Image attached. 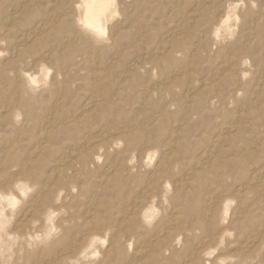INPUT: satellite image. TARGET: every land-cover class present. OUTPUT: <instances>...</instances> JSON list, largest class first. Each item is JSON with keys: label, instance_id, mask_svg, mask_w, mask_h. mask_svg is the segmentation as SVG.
<instances>
[{"label": "rangeland", "instance_id": "obj_1", "mask_svg": "<svg viewBox=\"0 0 264 264\" xmlns=\"http://www.w3.org/2000/svg\"><path fill=\"white\" fill-rule=\"evenodd\" d=\"M0 23L2 25L5 26V28H3L4 26L1 27V24H0V37H1V34H2V39L3 38H6V40L4 41V39L2 41L3 42H0V50L3 51L1 53L0 51V60L3 58V59H7L5 60H1L0 61V66H2V68H0V109H5V110H10V109H14L13 107L15 105H21L22 108H26L28 111L32 108L31 106H34V113L33 115L30 113L29 116H28V123H29V127L28 125L24 124V123H19L18 125L14 126V128H10V129H6L4 131V125L1 123L0 124V140H2L1 137L3 136H8V137H11V138H15L18 136L19 138V149L20 151H22L23 153L24 152H29L30 150V147L31 146V143H32V140H31V137L35 134V132L37 131V128L36 127H39L40 123L42 122L41 119L44 121L46 116H44V114H46L47 116H50L51 117V122H53V124H58V123H62V124H58V125H55L56 129H59L58 132L56 133L57 137H59L58 139L62 140L61 145L63 144L64 148L65 146L67 145V142L70 141V143H73V144H76L75 147V152H74V159H73V162L69 164H67L65 167H66V170H67V173H68V178L72 177V178H76V181H74L72 178L71 179H68V181L70 182L68 185L69 186H73L76 190H74V192L72 193H68V195L72 194L71 197L70 196H66L67 197V204H69V208L71 209V213L72 215H74L75 217H78L79 219L81 218V220H86V219H89L91 220L92 218V226H95L97 229H102L101 231L103 232H107V230H109V234L108 236H115V235H122V234H126L127 231V234H129V236H135L137 240H139L141 243H145V247L147 248L145 250V252L147 251L148 255L152 253V248H153V243L154 242H157L154 243V246L157 248V247H161V245L159 246V244H162V242H159V239H161L160 237L159 238H156L154 236V232H152L150 229H144L143 227L141 228L140 226H136V224L133 222L136 221V218L137 216L139 215V212L143 211L144 208H146L147 206H149L151 203L154 202V206L156 209H158L160 211V214L159 212H157V220L155 218L154 220V223L158 222V223H161V225L163 224L164 226H167V228H171L170 230L172 232H181V231H184L187 235V237H191L195 232V235H193L195 237L196 240H194V237H191L194 242L197 241V236L203 231V230H200V229H203L204 227H202V225H205L206 224V215L208 213V210L210 209V211H215L217 207L216 204L218 203V201L220 199H222V197L226 196V194H229V195H232L233 197H236V194H237V191L236 189L240 188V187H243L246 185V179L249 177V175L252 174V172H255V170L261 168V167H264V137H262L264 135V119L263 116H264V30H263V26H264V18H262V16L264 17L263 13H264V0H167V3L166 0H147L149 2L145 3L144 1L145 0H128V1H124V0H117L116 1V5L117 6H121V7H117V13H118V10L120 11L119 14L116 13V18L118 19H113L110 23L111 24H108V29L109 28H112V29H107V34H106V41L109 42L111 40V43H107V45L102 44V48L100 47H96V48H92L90 46H88V43H86L85 41H79L77 39H75L73 36L71 37H65L66 34H70L72 32H69V31H65L64 28L63 30L60 29L62 27V19L63 15L66 14V12L71 15L70 13H74L75 11L72 10V8L69 7V2L70 0H51V1H48V0H5V4H4V0H0ZM3 1V2H2ZM38 1H43V2H38ZM60 1V2H59ZM125 4H124V2ZM156 1V2H155ZM175 1V2H174ZM208 1V2H207ZM228 1V2H226ZM244 3H243V2ZM14 2V3H13ZM23 2V3H22ZM25 2V3H24ZM28 2V3H27ZM46 2V3H45ZM55 2H57L55 4ZM122 2V3H121ZM151 2H154V4H150ZM160 4H159V3ZM163 2V3H162ZM198 2V4H197ZM200 2V3H199ZM217 4H216V3ZM220 2V3H219ZM233 2V3H231ZM238 2V3H237ZM241 2V3H239ZM263 2V4H262ZM3 3V4H2ZM18 3V4H17ZM45 3V4H44ZM133 3H135V7L134 8V5ZM146 4V5H142V4ZM180 3V4H179ZM207 3V4H205ZM209 3V4H208ZM229 3V4H228ZM230 3L232 5L235 6V4H238V6L235 8V10L233 11L234 13L237 12V16L235 18H233V22H231V26H232V29L231 30H224L226 32H223L221 31V34L223 36V38L220 40V41H216L218 42V44L215 42L216 44V47H215V44L212 40V33L216 30V28H218V26L220 25L221 23V20L223 17H225V15L228 13V10L233 7L230 5ZM30 4V5H29ZM56 6H55V5ZM179 4V5H178ZM197 4V5H195ZM200 4V5H199ZM221 6H220V5ZM244 4H248V5H245ZM262 4V5H261ZM9 7H8V6ZM12 5V7H11ZM23 5V6H22ZM124 5V6H123ZM133 5V6H132ZM142 5V6H141ZM147 5H151V6H147ZM162 5V6H161ZM204 5V6H203ZM207 5V6H205ZM230 7H227L229 6ZM36 6V7H34ZM54 6V8H52ZM65 6V8H64ZM66 6L69 7V10H68V7L66 8ZM143 6L147 7V8H143ZM219 6V7H217ZM242 6V7H241ZM248 6V7H247ZM250 6V7H249ZM4 7V8H3ZM23 7V8H21ZM58 7V8H57ZM123 7V8H122ZM133 7V8H132ZM140 8H143L142 10L139 9ZM149 7H151L149 9ZM197 9H196V8ZM244 7V8H243ZM258 7H261V8H258ZM3 8V9H2ZM9 8V9H7ZM16 8V9H15ZM48 8V9H47ZM129 8H132L131 10ZM195 8V9H194ZM200 8H202L200 10ZM243 8V9H241ZM252 8V9H251ZM26 9H27V13L26 15H24V13L26 12ZM49 10V13L47 10ZM51 9V11H50ZM52 9H55V10H52ZM61 9V10H60ZM139 9V10H138ZM147 9V10H146ZM149 9V10H148ZM152 9V11L150 12V10ZM164 9V10H163ZM211 9V10H210ZM223 9L225 11H223ZM227 9V10H226ZM262 9V11H261ZM14 10V11H13ZM18 10V11H17ZM63 10V11H62ZM65 10V11H64ZM72 10V11H71ZM122 10V11H121ZM182 10V11H181ZM184 10V11H183ZM193 10V11H192ZM197 10V11H195ZM237 10V11H236ZM9 11V12H8ZM33 11V12H32ZM35 11H38V12H35ZM126 11V12H125ZM128 11V12H127ZM132 11V12H131ZM137 11H139V13H137ZM141 11H143V14L144 16L141 15ZM146 13H145V12ZM161 11V12H160ZM164 11V12H163ZM199 11V12H198ZM223 13L221 14L220 13ZM247 11V12H246ZM9 13V15L5 14V13ZM10 12H13L12 14ZM29 12L31 14H29ZM53 12V13H52ZM59 12V13H58ZM124 12L126 13L125 17H124ZM159 12V13H158ZM163 12V13H162ZM176 12H178V16L176 14ZM180 12V13H179ZM195 12V13H193ZM197 12V13H196ZM240 12V13H239ZM16 13V14H15ZM34 13V14H33ZM40 13V14H39ZM62 13V14H61ZM123 13V14H121ZM132 13V14H130ZM162 13V14H161ZM188 15H186V14ZM202 13V14H201ZM245 13V14H244ZM260 13V14H259ZM48 14L50 16H48ZM67 14V15H68ZM131 15L129 17V15ZM138 16H137V15ZM152 14V15H151ZM154 14V15H153ZM166 14V15H165ZM176 14V15H175ZM192 14V15H191ZM217 14V15H216ZM256 14V15H255ZM7 16V20L6 19V16ZM30 15V17L32 18H27L28 16ZM57 15V16H56ZM61 15V16H60ZM120 15V16H118ZM162 15V16H161ZM180 15V16H179ZM200 15V16H199ZM210 15H212L210 17ZM14 16V18H13ZM26 16V17H25ZM47 16V17H45ZM118 16V17H117ZM152 16H155L154 18H152ZM186 16V17H185ZM193 16V17H192ZM207 16V17H206ZM244 18H243V17ZM9 17V18H8ZM40 17V18H39ZM42 17V18H41ZM57 17V18H56ZM122 17L124 19H122ZM133 17L136 19H133ZM196 17V18H195ZM247 17V18H246ZM23 18V19H21ZM28 20H27V19ZM48 18H52L51 20L48 19ZM121 18V19H119ZM129 18V19H127ZM139 18H141L139 20ZM144 18V19H143ZM151 18V19H150ZM160 18V19H159ZM163 20H162V19ZM183 18V19H182ZM190 18V19H189ZM210 18V19H208ZM217 18V19H215ZM240 18V21H238ZM254 18V19H253ZM258 18V19H257ZM260 18V19H259ZM20 19V20H19ZM48 19V20H46ZM55 19V20H54ZM128 21H126V20ZM133 19V20H131ZM159 19V20H158ZM186 19V20H185ZM188 19V20H187ZM194 19V20H192ZM249 19V20H248ZM257 19V20H256ZM9 20V22H8ZM16 21V22H13ZM24 20V21H22ZM42 20V21H41ZM115 21L119 20L120 22H117L118 24H115ZM133 22H131V21ZM158 20V21H157ZM182 20V21H181ZM192 20V21H190ZM220 20V22H218ZM253 20V21H252ZM20 21V22H18ZM30 21V22H29ZM33 21V22H32ZM34 21H35V24H34ZM50 21H53V22H50ZM56 21V23H55ZM135 21V23H134ZM137 21V22H136ZM141 23H139V22ZM150 21V22H149ZM161 21V22H160ZM180 21V22H179ZM187 21V23H186ZM199 21V22H198ZM208 21V22H207ZM236 23H235V22ZM257 21V22H256ZM260 21V22H259ZM3 22V23H2ZM5 22V23H4ZM13 22V23H12ZM18 22V23H17ZM22 22V23H21ZM26 22H28V26H26ZM41 22H45V27L42 28V30H38L36 32H33L34 28L38 27ZM130 22V23H129ZM159 22V23H158ZM171 22V24H170ZM175 22V23H174ZM207 22V23H206ZM214 22V23H213ZM239 22V24H238ZM252 22V23H251ZM9 23V25H8ZM16 25L14 26L13 24ZM113 23V24H112ZM143 23V24H142ZM152 23V24H151ZM193 23V24H192ZM195 23V24H194ZM213 24V25H210ZM216 23V24H215ZM262 23V24H261ZM39 24V25H38ZM120 24V25H119ZM134 24V25H133ZM140 24V26H138ZM151 24V25H150ZM157 24V25H156ZM159 24V25H158ZM173 24V25H172ZM178 24V25H177ZM199 24V25H198ZM234 26H233V25ZM261 24V25H260ZM12 25V26H11ZM30 25H35L33 26V28L30 26ZM38 25V26H37ZM47 25V26H46ZM48 25L50 26L48 29ZM145 25V26H144ZM150 25V26H148ZM153 25V26H152ZM156 25V26H155ZM191 25V27H190ZM195 25V26H194ZM207 25H208V29L210 30H206L207 28ZM216 25V26H215ZM237 25V26H235ZM13 27V28H10ZM24 26V27H23ZM25 26H26V29H25ZM59 26V27H57ZM61 26V27H60ZM113 26V27H111ZM115 26H120V27H115ZM124 26V27H123ZM130 26L133 28L134 26V29L130 28ZM158 26V27H157ZM161 26V27H160ZM179 27H182V28H178ZM184 26V27H183ZM246 28H244V27ZM8 27V29H6ZM19 27V28H18ZM31 27V28H30ZM57 27V28H56ZM154 27V28H152ZM169 27V28H168ZM194 27V28H193ZM201 27V28H200ZM206 27V28H205ZM210 27V28H209ZM215 27V28H214ZM236 29H239V30H234L235 28ZM239 27H242V28H239ZM257 27V28H256ZM1 28L3 30H1ZM30 30H29V29ZM54 28L56 30H54ZM122 28V29H121ZM130 28V29H129ZM143 28V29H142ZM160 28V29H159ZM178 28V29H177ZM188 30H187V29ZM18 29V30H17ZM58 29V30H57ZM121 32H119L118 30ZM121 29V30H120ZM125 29V30H124ZM142 29V30H141ZM145 29V30H144ZM153 29V31H152ZM174 29V30H173ZM246 29V30H245ZM248 29V30H247ZM258 30V31H255V30ZM9 30V31H8ZM36 30V29H35ZM47 30V32H46ZM59 30H62V31H59ZM130 30V31H129ZM132 30V31H131ZM156 30V31H155ZM161 30H162V33H161ZM171 30V31H170ZM182 31V33H180ZM197 30V31H196ZM212 30V31H211ZM234 30V31H232ZM244 30L246 32H244ZM13 31V32H12ZM21 31H24V32H21ZM32 31V32H31ZM55 31V32H54ZM110 31V32H108ZM115 31H117L116 33H114ZM138 31H141L138 33ZM150 31L151 33H148ZM160 31V32H159ZM177 31V32H176ZM180 31V32H179ZM186 31V32H185ZM189 31V32H188ZM193 31V32H192ZM199 31V32H198ZM203 31H206L203 32ZM229 31H232L235 33L234 34H230L229 35ZM236 31V32H235ZM263 33H262V32ZM3 32V33H2ZM9 32V33H8ZM12 32V33H11ZM31 33L30 35V39L29 37H27V35H29L28 33ZM41 32V33H40ZM43 32V33H42ZM52 32V34H51ZM147 32V33H146ZM169 32V35H167V33ZM171 32V34H170ZM179 32V33H178ZM210 32V33H208ZM250 32V33H249ZM262 33V34H258V33ZM23 33V34H22ZM39 35H38V34ZM45 33V34H44ZM142 33V34H141ZM22 34V35H20ZM50 34V36L52 37H48ZM57 34V35H55ZM59 34L60 36L62 37H59ZM74 34V33H73ZM118 34V35H116ZM129 34V35H127ZM139 34V36L137 35ZM153 36H156V37H153L151 38V35ZM160 34V35H159ZM161 34H164L161 35ZM174 34V35H173ZM179 34V35H178ZM182 34V35H181ZM185 34V35H183ZM196 34H199V35H196ZM204 34V35H203ZM237 34V35H236ZM248 34H252V35H248ZM4 35V36H3ZM6 35V36H5ZM137 35V36H136ZM143 35V36H142ZM166 35V36H165ZM178 35V36H177ZM195 35V36H194ZM210 35V36H209ZM239 35V36H238ZM244 35V36H242ZM248 35V36H247ZM262 35V36H260ZM110 36V37H109ZM118 36V37H117ZM124 37L123 39L121 38ZM127 36V38H126ZM133 38L132 41L130 40L131 37ZM135 36V37H134ZM149 36V37H148ZM161 36V37H160ZM199 38H197V37ZM224 36H227V37H224ZM237 36V39L239 40H236V37ZM241 36V37H240ZM260 36V37H259ZM22 37V38H21ZM26 37V38H25ZM46 37V38H45ZM55 37V38H54ZM110 39H109V38ZM140 37V38H139ZM142 37V38H141ZM149 39H148V38ZM160 37V38H159ZM164 37H167V38H164ZM175 37V38H174ZM202 37V38H200ZM231 40H230V38ZM258 37V38H257ZM9 40H8V39ZM15 38V39H13ZM24 38V39H23ZM41 38V39H40ZM53 39V40H49V39ZM120 38V39H119ZM154 38V39H153ZM174 38V39H173ZM181 38V39H180ZM183 38V39H182ZM188 38V39H187ZM210 38V41L208 40L209 42V45H208V42L207 39ZM249 38V39H248ZM254 38V39H253ZM262 38V39H261ZM17 39V40H16ZM21 39V40H20ZM28 39H29V43H28ZM49 41H47V40ZM122 39V40H121ZM162 39V40H160ZM177 39V40H176ZM190 39V40H189ZM199 39H200V42H199ZM20 40V41H19ZM45 40L47 42H45ZM73 40V41H72ZM76 40V42H74ZM114 40V41H112ZM127 40V41H126ZM139 40V41H138ZM141 40V42H140ZM230 40V41H229ZM242 40V41H241ZM248 40V42H247ZM1 41V39H0ZM7 41V43H6ZM18 41V42H16ZM36 41V42H35ZM53 41V42H52ZM56 41V42H55ZM122 41V42H121ZM157 41V42H156ZM166 41V42H165ZM173 41V42H172ZM176 41V42H174ZM224 43L221 44L219 42ZM228 41V43H226ZM43 44H40L42 43ZM59 42V43H58ZM74 42V43H73ZM114 42V43H112ZM121 42V43H120ZM131 42V43H130ZM163 42V43H162ZM195 42V43H194ZM198 42V43H197ZM239 42V43H238ZM240 42H245V43H241L242 45H246L245 48L240 44ZM18 45H17V44ZM38 45H37V44ZM46 43V44H44ZM52 45H51V44ZM77 43V44H76ZM82 43V44H81ZM129 43V44H128ZM136 43V44H135ZM159 43V44H158ZM162 43V45H161ZM191 43V44H190ZM204 45L202 46L201 45ZM238 43V44H237ZM254 43V44H253ZM257 43V44H256ZM262 43V44H261ZM25 44V45H24ZM39 44H40V48H39ZM65 44V45H64ZM69 44V45H68ZM132 44V45H131ZM163 44L164 46L167 48V49H164L162 48L163 47ZM174 44V45H173ZM212 44V45H210ZM214 44V45H213ZM248 44V45H247ZM253 44V45H252ZM4 45V46H3ZM15 45H17L18 47H16ZM20 45V46H19ZM22 45V46H21ZM25 47H24V46ZM28 45V46H27ZM34 45V46H33ZM62 45V46H61ZM69 47H68V46ZM74 45V47H73ZM125 45V46H124ZM127 45V46H126ZM190 45V46H189ZM193 45V47H191ZM197 45V46H196ZM221 45V46H219ZM236 45V46H235ZM238 45H240L238 47ZM251 45V46H250ZM260 45L262 46L260 48ZM3 48H2V47ZM15 46V48H14ZM38 46V48H36ZM45 46V47H44ZM59 46V47H58ZM65 46V47H63ZM79 46V47H78ZM133 46H136V47H133ZM162 46V47H161ZM171 46V47H170ZM208 46V47H206ZM210 46H214V47H210ZM235 46V47H234ZM242 46V47H241ZM24 47V48H23ZM35 47V48H33ZM57 47V48H56ZM73 47V48H71ZM86 48V49H83V48ZM123 47V48H122ZM130 47V48H129ZM158 47V48H157ZM189 49H188V48ZM191 47V48H190ZM226 47V48H225ZM238 47V48H237ZM247 47V48H246ZM256 47V48H255ZM4 48L6 50H4ZM11 48V49H10ZM14 48V49H13ZM22 50H20V49ZM28 48V49H27ZM30 48V49H29ZM79 48V50H78ZM89 48L92 50L90 52H92L90 55V52H89V55H88V51H89ZM99 50H98V49ZM172 48V50H171ZM187 48V49H186ZM208 48V49H207ZM215 50H214V49ZM239 48H242V49H239ZM37 49V50H36ZM66 49V50H65ZM97 49V50H95ZM117 49V51H116ZM124 49V50H122ZM128 49V50H127ZM137 49V50H136ZM158 49V50H157ZM163 49V51L161 50ZM223 49V50H222ZM229 49L232 51V52H228ZM235 49H237L235 51ZM239 49V50H238ZM247 49V50H246ZM249 49V50H248ZM253 49V50H252ZM256 49V50H255ZM263 49V50H262ZM27 50V51H26ZM30 50V51H28ZM59 50V51H57ZM75 50V51H74ZM83 50H85L83 52ZM93 50H95L93 52ZM111 52H109V51ZM114 50V51H113ZM135 50V53L134 51ZM166 50V51H164ZM190 52H188V51ZM252 50V51H251ZM260 50V51H259ZM262 50V51H261ZM11 53H10V52ZM19 53H18V52ZM57 51V52H56ZM67 51V53H66ZM72 51V53H71ZM79 51V52H78ZM99 51V52H98ZM103 51V52H102ZM113 51V52H112ZM126 51V52H125ZM132 51V52H131ZM139 51V52H138ZM151 51H153L151 53ZM172 51V53H170ZM195 51V52H194ZM198 51V52H197ZM215 51V53H214ZM218 51V52H216ZM227 51V52H226ZM255 51H257L256 54ZM6 52V53H5ZM8 52V54H7ZM13 52H14V55H13ZM28 52V53H27ZM49 52V53H48ZM75 52V54H74ZM98 52V53H96ZM150 54H149V53ZM156 52H157V55H156ZM194 52V54H193ZM207 52V53H206ZM237 52V53H236ZM240 52V53H238ZM244 52V53H243ZM251 52L252 53V56H251ZM24 53H27V54H24ZM30 53V54H29ZM47 53V54H46ZM51 53V54H50ZM79 53V54H78ZM84 53V54H83ZM87 53V54H85ZM104 55H103V54ZM107 53V54H106ZM155 53V54H154ZM162 53V54H160ZM202 53V54H201ZM222 53V55H219V56H215ZM231 53V54H230ZM236 53V54H235ZM250 55H248V54ZM7 54V55H6ZM45 56H44V55ZM56 54V55H54ZM66 54V55H65ZM100 56L97 58V55ZM115 54V56L113 55ZM120 54V55H119ZM123 54V55H121ZM137 54L138 55V58L137 57ZM146 56H145V55ZM152 54V55H151ZM160 54V57L158 59V55ZM201 54V57H199L198 55ZM229 54V55H227ZM245 54V56H244ZM13 55V56H12ZM31 55V56H30ZM37 55V56H36ZM51 55V56H50ZM67 58H70L67 59ZM74 57H73V56ZM90 56L89 58L87 57ZM105 56V57H102ZM109 55V57L107 56ZM125 55V56H124ZM150 55V56H149ZM165 57H164V56ZM168 55V56H167ZM179 55V56H178ZM194 55V56H193ZM196 55V56H195ZM214 55V56H213ZM225 55V56H224ZM233 55V56H232ZM237 55V56H236ZM259 55V56H258ZM3 56V57H2ZM6 56V57H5ZM16 56V57H15ZM44 56V57H43ZM47 56V57H46ZM55 56V57H54ZM69 56V57H68ZM76 56V57H75ZM86 58H84V57ZM92 56V57H91ZM111 56H114V57H111ZM129 56V57H128ZM236 56V57H235ZM243 56L244 58L246 59H243ZM256 56V57H255ZM2 57V58H1ZM21 57V58H20ZM34 57V58H33ZM47 59L43 62V59ZM79 57H83L84 59L83 60H79L80 58ZM107 57V59H106ZM124 60H123V58ZM136 59H135V58ZM156 59L154 60L153 59ZM157 57V58H156ZM163 57V58H162ZM214 57V58H213ZM223 57V58H222ZM12 58L14 60H12ZM20 58V60L18 59ZM26 58H27V63H29V65H26ZM31 58V59H30ZM49 58V59H48ZM58 58V59H57ZM63 58V59H61ZM74 58V59H73ZM78 58V59H77ZM101 59V60H98V59ZM109 58V59H108ZM113 58H115L114 61ZM121 58V60L119 59ZM153 60H151V59ZM257 59H260L258 62L255 61ZM263 58V59H262ZM25 60L23 62H25L23 64L22 67H20L22 65V60ZM30 59V62H28ZM42 61H41V60ZM91 59V60H90ZM131 59V60H129ZM158 59V60H157ZM181 59V60H180ZM200 59V60H199ZM218 59V60H217ZM224 61H223V60ZM238 59V60H237ZM263 61H262V60ZM32 60L34 61V63L32 62ZM56 60V61H54ZM62 61V63H60V61ZM78 60V61H77ZM123 60V61H122ZM127 60V61H126ZM128 60L130 62H128ZM135 60V61H134ZM181 62H180V61ZM237 60V61H236ZM13 61V62H12ZM40 62V66L38 64H36L37 62ZM55 63H54V62ZM73 61V62H72ZM82 61V62H80ZM90 61V62H88ZM102 63L101 65L99 64L100 62ZM122 61V64L120 63ZM149 61V62H148ZM157 61V63H156ZM197 61V62H195ZM198 61H201V62H198ZM242 61V62H240ZM21 65H19V63ZM53 62L54 65H51ZM60 64V70H59V66L58 64ZM65 62V63H64ZM99 62V63H98ZM134 62V63H133ZM141 62V63H140ZM255 62V63H254ZM6 63V64H5ZM11 63V64H10ZM14 63V64H13ZM45 65L51 70V74L52 75H57L58 77V83L59 86L57 88V90H50V91H43L42 94H38L36 95L38 98H36V96H34L33 98H29L31 97L30 95L28 96L26 93H23L20 91V87L21 85L23 84L22 82V79L18 76H16V71L18 70L17 67H20L21 71H25L26 73L29 72V73H33V74H39V69L42 67V65ZM64 63V64H63ZM72 63H77L76 65L78 66H81L78 68H75L73 65L75 64H72ZM86 64V66L83 68V64ZM94 63H97L96 64H93ZM112 63V64H110ZM133 63V64H132ZM148 63V64H147ZM150 63V64H149ZM188 63V64H187ZM190 63V64H189ZM222 63V64H221ZM229 63V64H228ZM36 64V65H35ZM63 64V67L62 65ZM82 64V65H81ZM119 64V65H118ZM121 64V67H119ZM204 66H203V65ZM247 64H249L248 66H246ZM10 65V66H9ZM31 65V66H30ZM69 65H72V66H69ZM75 65V66H76ZM107 67H105V66ZM134 65V66H133ZM188 65V66H187ZM197 65V66H195ZM212 65V66H211ZM228 68H227V66ZM240 65V66H238ZM9 66V67H8ZM16 66V67H15ZM50 66V67H49ZM55 66V67H54ZM76 66V67H77ZM88 66H93V67H88ZM123 66H125L123 68ZM150 66V67H149ZM158 66V67H157ZM180 66V67H179ZM185 66V67H184ZM225 68H224V67ZM232 68H230V67ZM234 66V68L232 67ZM244 68H242V67ZM258 66V67H257ZM8 67V68H7ZM28 67H30L28 69ZM54 67V68H52ZM71 67H74V68H71ZM88 67V68H87ZM95 67H98V68H95ZM104 67V68H103ZM109 67L111 69H109ZM131 67V68H129ZM164 67V68H163ZM169 67V69H168ZM195 67V68H194ZM203 67V68H201ZM219 67V68H218ZM249 67V68H248ZM252 67V68H250ZM26 68V69H25ZM33 68V69H32ZM80 68V69H79ZM87 68V69H86ZM114 68V69H113ZM119 70H117V69ZM128 68V70L126 69ZM181 68H183L184 70H180ZM227 68V69H226ZM6 72H4V70ZM6 69H11V70H6ZM25 69V70H23ZM36 69H38L36 71ZM62 69V70H61ZM65 69H69V70H65ZM74 69V70H73ZM89 69V70H88ZM95 69V70H94ZM99 69V70H98ZM105 69V70H104ZM121 69V70H120ZM143 69V71H142ZM172 69V70H171ZM192 69V70H191ZM198 71H196V70ZM204 69V70H203ZM217 69V70H216ZM231 69V70H230ZM236 69V70H235ZM245 70L247 72H250V74H248L247 76L245 77H242L241 75V71L242 70ZM14 70V71H12ZM30 70H34V71H30ZM59 70V71H58ZM65 70V71H64ZM77 70L78 72L80 73H77ZM80 70V71H79ZM94 72H93V71ZM102 70V71H101ZM135 70V71H134ZM179 72H178V71ZM191 70V72H190ZM239 70V71H238ZM250 70V71H249ZM253 70V71H252ZM255 70V71H254ZM64 71V72H63ZM74 71V72H73ZM83 71H84V74H83ZM96 71V73H95ZM109 71V72H108ZM131 71V73H130ZM157 71V73H156ZM166 71V72H165ZM176 71V72H174ZM187 71L188 73L192 74H187ZM203 71V72H202ZM212 71V72H211ZM215 71V72H214ZM217 71V72H216ZM221 71V72H220ZM229 71V72H228ZM254 73H252V72ZM258 71V72H257ZM11 72V74H10ZM57 72H61L60 74ZM76 72V73H75ZM93 76H91L90 74ZM101 72V74L99 73ZM111 72L113 73V76L111 75ZM117 72V73H116ZM120 72V74H119ZM128 72V73H127ZM135 72V73H134ZM182 74H181V73ZM195 72V73H194ZM210 72V73H209ZM215 74H214V73ZM223 72H226L225 74ZM228 72V73H227ZM233 72V74L231 73ZM67 73V75H66ZM74 78L76 79H72L73 78V75H75ZM108 73V74H107ZM110 73V74H109ZM150 73V74H149ZM169 73V74H168ZM186 73V74H185ZM194 73V74H193ZM231 73V74H229ZM238 73V74H237ZM12 74H15L13 76H11ZM62 74V75H61ZM69 74L70 77H69ZM78 74V75H77ZM89 74V75H88ZM100 76V79H99V76H98V79L95 80V78H97L96 76ZM115 74H117L115 76ZM125 74V75H124ZM132 77H130V75ZM133 74V75H132ZM174 76H172V75ZM209 74V75H208ZM214 74V75H212ZM262 74V75H261ZM7 77H6V76ZM9 75V76H8ZM81 75V76H80ZM111 75V77H110ZM127 75V76H126ZM149 75V78H147ZM154 75V76H153ZM167 77H166V76ZM179 75V76H178ZM224 75V77H223ZM227 75V76H226ZM254 75V77H252ZM63 78L61 79L60 77ZM72 76V77H71ZM80 76V77H79ZM86 76V77H85ZM140 78H135L134 77H139ZM153 76V77H152ZM184 76V77H183ZM185 76H189V77H185ZM196 76V77H194ZM214 76V77H213ZM253 78V81H252V78ZM83 77V78H81ZM128 77V78H126ZM143 79H142V78ZM157 77V78H155ZM173 77V80H171ZM206 77L207 79H209L210 81L206 80ZM211 77H212V81H211ZM222 77V78H221ZM232 77V78H231ZM240 77V78H239ZM4 78V79H3ZM78 78V79H77ZM82 80H81V79ZM92 78V79H91ZM108 78V79H106ZM111 78V79H110ZM115 79V80H112ZM147 78V79H146ZM153 78V79H152ZM184 78V79H183ZM189 78H190V81H189ZM214 78V79H213ZM239 78V79H238ZM247 78L248 79H251V80H248L247 81ZM9 81H7V80ZM106 79V83L104 82V80ZM177 79V80H176ZM203 79V80H202ZM215 79H218L215 80ZM220 79V80H219ZM232 79V80H230ZM247 81L246 83L243 84V82ZM20 80V82H19ZM61 80H62V83H61ZM126 80V81H125ZM128 80V81H127ZM146 80H150V81H146ZM183 80V81H182ZM215 80V81H214ZM236 80H239V81H236ZM243 82H242V81ZM4 81V82H3ZM70 81V84L69 82ZM79 81L82 83H79ZM94 81V82H92ZM134 81V82H132ZM220 81V82H219ZM229 83H228V82ZM90 82V83H89ZM108 82V83H107ZM116 82V83H115ZM132 83L134 85H130L129 84ZM149 86H148V84ZM164 82V84H163ZM166 82V83H165ZM169 84H168V83ZM173 84H172V83ZM182 82V83H181ZM196 82V84H195ZM205 82V83H204ZM213 84H212V83ZM215 82V83H214ZM219 82V83H218ZM224 82V83H223ZM239 82V83H237ZM248 82H251V83H248ZM259 82V83H258ZM8 83V85H7ZM68 83V85H67ZM79 83V84H77ZM84 83V84H83ZM101 83V84H100ZM123 83V84H122ZM137 83V84H136ZM153 83V84H152ZM171 83V84H170ZM176 83V84H175ZM180 83V84H179ZM255 85H253V84ZM255 83H258L257 87ZM262 83V84H261ZM66 84V85H63ZM87 84V85H86ZM91 84V85H90ZM98 84V85H97ZM115 84V85H114ZM145 86H143V85ZM180 87H179V85ZM193 84V85H192ZM5 85V86H3ZM7 85V86H6ZM72 85V86H71ZM82 85H85V86H82ZM90 85V86H89ZM147 85V87H146ZM168 85V86H167ZM170 85V86H169ZM176 85V87H175ZM232 85V86H231ZM19 86V87H18ZM70 86V87H69ZM76 86V87H75ZM83 88H82V87ZM93 86V87H92ZM97 86V88H96ZM101 86V87H100ZM137 88H135V87ZM164 86V87H162ZM178 86V88H177ZM190 86V87H189ZM193 86V87H191ZM242 86V89H240ZM68 89H67V88ZM89 89H88V88ZM114 87V88H112ZM118 87V88H117ZM122 87V88H121ZM160 87L159 89V94L156 93V90L158 92V88ZM165 87H166V90H165ZM175 87V88H174ZM182 87V88H181ZM205 87V88H204ZM210 87V88H209ZM215 87V88H214ZM220 87V89H219ZM239 87V88H238ZM247 88L244 90V88ZM256 87V88H255ZM75 89L72 90V89ZM81 88V89H79ZM121 88V90H120ZM135 88V89H133ZM145 88V89H144ZM149 88V89H148ZM169 88V89H168ZM191 88V89H190ZM195 88V89H193ZM203 88V89H202ZM234 88V89H233ZM238 88V89H237ZM255 88V89H254ZM67 89V90H65ZM76 89H78V91H76ZM89 91H88V90ZM151 89V90H150ZM180 89V90H179ZM224 89V90H223ZM62 90V91H61ZM71 90V92L69 91ZM92 90V91H91ZM98 90V91H97ZM105 90V92L103 93V91ZM113 90V91H112ZM115 90V91H114ZM124 90V91H123ZM146 90L145 92H142ZM147 90H150L152 92H148ZM165 90V91H164ZM170 90V91H169ZM177 90L179 92H177ZM182 90H184L182 92ZM192 90V91H191ZM221 90V91H220ZM250 90V91H248ZM261 90V91H259ZM15 91V92H14ZM68 91V92H67ZM88 91V92H87ZM111 91V92H110ZM189 91V92H188ZM195 94H194V92ZM229 91V92H228ZM259 91V93H258ZM70 92V93H69ZM84 92H87V93H84ZM127 92V93H125ZM145 93V94H142V93ZM166 96H165V93ZM170 92V94H169ZM182 92V93H181ZM210 92V93H209ZM213 92V93H211ZM225 94H224V93ZM227 92V93H226ZM235 92V93H234ZM242 92V93H241ZM257 92V93H256ZM262 92V93H261ZM18 93V94H17ZM74 93V94H73ZM82 93V95H81ZM92 93H99V98L103 95L102 99L104 100H107L104 101L100 98V101H99V104L98 105H95V106H87L85 105L87 103V101H89V96L90 94ZM103 93V94H102ZM106 93V94H105ZM147 93V95H146ZM151 93V95H154L153 98H151V96H149ZM154 93V94H153ZM164 93V94H163ZM221 93V94H220ZM233 95H231V94ZM247 93H249V95H247ZM255 95H254V94ZM2 94V95H1ZM12 94L16 95V96H13ZM20 94V95H19ZM47 94V95H45ZM48 94H53V96H49L51 98L48 97ZM66 94V95H65ZM74 95V98H73V95ZM87 94V95H86ZM112 94V95H111ZM119 94H122V95H119ZM156 94V95H155ZM157 94L159 96H157ZM175 94V95H174ZM177 94V95H176ZM191 94V95H190ZM199 94V95H197ZM216 94V95H215ZM262 95L260 97V95ZM9 95V96H8ZM12 95V96H11ZM18 95V96H17ZM27 95V96H25ZM65 95V96H64ZM84 95V96H83ZM164 95V96H163ZM172 97L170 98L169 97ZM185 95V96H184ZM211 95V96H209ZM228 95V96H226ZM244 95V96H243ZM247 95V96H245ZM255 96L254 98H249L248 96ZM258 95V96H257ZM23 96L27 97V98H24ZM87 96V97H86ZM107 96V97H106ZM113 96V97H112ZM114 96H119V97H115ZM169 98H168V97ZM183 96V98L181 97ZM198 96V97H197ZM221 96V98H220ZM237 96V97H236ZM13 97H15L13 99ZM19 101L16 102L17 98ZM54 97V99H52ZM71 98V101H70V98ZM76 97V99H75ZM136 97H138V100L136 99ZM140 97V99H139ZM151 99H149V98ZM156 97V98H155ZM160 97H163L160 98ZM186 97V98H185ZM239 97H242L239 99ZM260 97V98H259ZM20 98V99H19ZM66 98H69V99H66ZM87 98V99H86ZM107 98V99H106ZM120 98V99H119ZM124 98V99H123ZM145 98V99H144ZM180 98H182L180 100ZM190 98H192L191 100H189ZM198 98V100H197ZM205 98V100H204ZM207 98V99H206ZM210 101H208V99H210ZM223 98V99H222ZM231 98V100H230ZM239 99V101L241 103H239V101L237 100H234V99ZM259 98V99H258ZM30 99V100H29ZM52 99V100H51ZM121 101H119V100ZM147 99V100H146ZM171 99V100H170ZM227 99H229L227 101ZM256 99V100H255ZM25 100V106L24 105V102H20V101H23ZM38 100V101H37ZM43 100V101H42ZM46 100V101H45ZM54 100V101H53ZM108 100H110L108 102ZM118 100V101H117ZM158 100V102H156ZM160 100V101H159ZM167 100V101H165ZM196 100V101H195ZM218 100V101H217ZM220 100V101H219ZM223 100V101H222ZM250 100V103L247 105L245 104L247 101ZM254 102H253V101ZM262 100V101H261ZM29 101V102H27ZM45 101V103H44ZM104 101V102H102ZM150 101V102H149ZM153 101V102H152ZM162 101V102H161ZM176 101V102H175ZM186 101V102H184ZM199 101V102H197ZM204 101V102H203ZM217 101V102H216ZM230 101V102H229ZM252 101V102H251ZM11 102V104H10ZM20 102V104H19ZM39 102V103H38ZM43 102V103H41ZM50 102V103H49ZM68 102V103H66ZM71 102V103H70ZM102 102V103H101ZM111 102V103H110ZM119 102H120V105H119ZM174 106H172L173 104ZM189 102H192V103H189ZM222 102V103H221ZM59 103H60V106H59ZM102 105H101V104ZM105 103V104H104ZM110 103V104H109ZM126 103V104H124ZM128 103V104H127ZM162 103V104H160ZM164 103V104H163ZM168 105H167V104ZM189 103V104H188ZM204 103V104H203ZM220 103V104H219ZM236 103V104H234ZM244 103V104H243ZM253 103V104H252ZM39 104V105H38ZM55 104V105H54ZM58 104V107H56ZM64 104V106H63ZM83 104V105H82ZM104 104V105H103ZM116 104V105H115ZM152 104V105H151ZM158 104V105H157ZM188 104V105H186ZM199 104H202V106H199ZM213 104V108L215 106V109H213L212 106ZM24 105V106H22ZM37 105V106H36ZM45 105V106H43ZM53 105V106H52ZM115 105V106H114ZM117 105L119 106L117 109ZM130 105V106H129ZM143 105V106H142ZM193 105V106H192ZM196 105V106H195ZM218 105V106H217ZM233 105V106H232ZM239 105V106H238ZM251 105V106H250ZM50 106V107H49ZM87 106V108H86ZM157 106V107H156ZM165 106V107H164ZM168 106V107H167ZM182 106V107H181ZM188 106V107H186ZM198 106V107H197ZM204 106V107H203ZM227 106V107H225ZM246 106V107H245ZM248 106V107H247ZM261 106V107H260ZM263 106V107H262ZM31 107V108H30ZM40 107H42L41 109H39ZM46 107V108H45ZM56 107V108H55ZM81 107V109L79 110V108ZM86 108V109H83ZM95 109H93V108ZM98 107V108H97ZM127 107V108H126ZM150 107V108H149ZM169 107H172V108H169ZM174 107L176 108H179V109H175ZM231 107V108H230ZM235 107V108H234ZM237 107V108H236ZM253 107V110L250 109ZM38 108V110H36ZM54 108V109H53ZM64 108V109H63ZM68 108V109H66ZM126 108V109H125ZM131 108V109H130ZM168 108L170 110H168ZM185 110H184V109ZM187 108V109H186ZM200 108V109H199ZM234 108V110H233ZM45 109V110H44ZM59 109V110H57ZM93 109V110H92ZM100 109V110H99ZM119 109V110H118ZM150 109V110H149ZM175 109V110H173ZM183 109V110H182ZM212 109V110H210ZM231 109V111H230ZM242 110V111H239V110ZM249 109V110H248ZM7 110V112H8ZM39 110H42L41 112ZM166 110V111H164ZM178 110V111H177ZM183 112H182V111ZM210 110V111H209ZM224 110V111H223ZM252 110V111H251ZM260 110V111H258ZM263 112H262V111ZM38 111V112H37ZM47 111V113H46ZM49 111V112H48ZM56 111V112H54ZM58 111V112H57ZM65 113H64V112ZM113 111V113L111 114V112ZM116 111V112H115ZM140 111V112H139ZM145 111H147L145 113ZM161 111V112H159ZM188 111V112H187ZM192 111V112H191ZM217 111V112H216ZM249 111V112H248ZM51 112V113H50ZM78 112V113H77ZM99 114H98V113ZM143 112V113H142ZM154 112V113H152ZM165 112H169V114L165 113ZM187 112V113H186ZM198 112H200L199 114H197ZM208 115L205 116L207 113ZM214 112V114H212ZM224 112V113H223ZM240 112V113H239ZM244 112V113H242ZM253 112V113H252ZM263 114H262V113ZM71 113V114H70ZM73 113V115H72ZM93 113V114H92ZM104 113V114H103ZM108 113V114H107ZM171 113H174V114H171ZM184 113V114H183ZM235 113V114H234ZM5 114H7L6 112L4 113V119H3V122H7L8 121V118L7 116H5ZM51 114V115H50ZM52 114H55V115H52ZM72 117L71 120L70 117ZM103 114V115H102ZM146 114V115H145ZM153 114V115H152ZM163 114V115H162ZM167 114V116H165ZM177 114V115H176ZM187 114V115H186ZM193 116H192V115ZM221 115V116H217L215 117L216 115ZM234 114V116L232 115ZM254 114V115H252ZM262 114V115H261ZM60 115V117L58 116ZM63 115V116H61ZM77 115V116H76ZM82 115V116H80ZM94 115H96L94 117ZM110 115V116H108ZM143 115V116H142ZM149 115V116H147ZM151 115V117H150ZM162 115V116H161ZM176 115V116H175ZM183 115V116H181ZM195 115V116H194ZM212 115V116H211ZM214 115V116H213ZM243 115V116H242ZM251 115V116H250ZM257 115V116H256ZM261 115V116H260ZM41 116V119L40 117ZM43 116V117H42ZM65 116V117H64ZM116 116V117H114ZM120 116V117H119ZM137 116V117H136ZM142 116V117H141ZM170 116H173L172 118ZM180 116V117H179ZM205 116V117H204ZM209 116V117H208ZM32 117V118H31ZM34 117V118H33ZM54 117V118H53ZM55 117H56V120H55ZM63 117V118H62ZM86 117V118H85ZM97 117V118H96ZM110 117V118H109ZM118 117V118H117ZM123 119H122V118ZM140 117H141V120H140ZM189 117V118H188ZM197 117V119H196ZM209 119H208V118ZM211 117V118H210ZM215 117V119H214ZM231 117V118H230ZM234 117V118H233ZM255 117V118H254ZM259 117V118H258ZM66 120H65V119ZM82 118V119H81ZM173 119V121L170 120ZM178 118V119H177ZM198 121H196L195 119ZM217 118V119H216ZM223 118V119H222ZM58 119V120H57ZM70 119V120H69ZM88 119V120H87ZM135 119V120H134ZM143 119V120H142ZM180 119V120H179ZM189 119V120H188ZM207 119V120H206ZM213 119V120H212ZM219 119V120H218ZM235 119V120H234ZM245 119V120H244ZM251 121H250V120ZM6 120V121H5ZM31 120H34V121H31ZM40 120V121H39ZM64 120V121H63ZM80 120V121H79ZM111 120V121H110ZM115 120V121H114ZM158 122H157V121ZM202 120H204L205 122H203ZM212 120V122H211ZM222 121L223 120V123L221 122V125H218V122L219 121ZM234 120V121H233ZM238 120V121H236ZM249 120V121H248ZM254 120V121H253ZM68 121V123H67ZM76 121V122H75ZM88 121V122H87ZM90 121V123H89ZM100 124H98V122ZM102 121H104V123H102ZM120 121V122H119ZM135 121V122H134ZM176 121H179V122H176ZM183 121V122H182ZM191 121V122H190ZM196 121V122H195ZM216 121V122H215ZM253 121V122H252ZM40 122V123H39ZM88 125H86V127L84 128L85 124L86 123ZM93 122V123H92ZM95 122V123H94ZM114 122V123H113ZM144 122V123H143ZM146 122V123H145ZM174 125H173V123ZM193 122V123H192ZM202 122V123H200ZM209 122V123H208ZM235 122V123H234ZM239 122L241 125H239ZM251 123H253V125H249ZM35 123V124H34ZM66 123V124H65ZM82 123V124H81ZM106 123H109L108 125H106ZM113 125H112V124ZM142 123V124H141ZM156 123L158 125H165L166 123V126H162L165 131H169V132H165L163 128L161 127H157ZM192 123V124H191ZM195 123V124H194ZM200 123V126L198 125ZM215 123V125H214ZM226 125H225V124ZM229 125H228V124ZM245 123V124H244ZM257 125H255V124ZM94 124V125H92ZM104 124V125H102ZM110 124L113 126H110ZM118 124V125H117ZM155 124V125H154ZM169 124V125H168ZM181 124V125H180ZM186 124V125H184ZM189 124V125H188ZM202 124H205V125H202ZM211 124L213 126H211ZM237 124V125H236ZM24 125V126H23ZM92 125V126H91ZM106 125V126H105ZM115 125V126H114ZM124 125V126H123ZM132 125V126H131ZM136 125V126H135ZM194 128H193V126ZM208 125V126H206ZM249 127H247V126ZM26 127L25 128H22V129H25V130H22L21 127ZM35 126V127H34ZM66 126V127H65ZM108 126V127H107ZM119 126V127H118ZM121 126V127H120ZM156 126V127H154ZM170 126V127H168ZM189 129H188V127ZM192 126V127H190ZM219 126V127H218ZM230 126H233V128H229ZM36 129H34V128ZM81 127V128H80ZM89 127V128H88ZM101 127V129H100ZM106 127V128H105ZM111 127L113 130H111ZM126 127V128H125ZM127 127H129V129H127ZM151 127H153L151 129ZM181 127V128H180ZM186 127V128H185ZM202 127V128H201ZM205 127V128H204ZM237 127V128H236ZM240 127V128H239ZM244 127V128H243ZM251 127L253 128L251 130ZM255 127V128H254ZM29 130H28V129ZM88 129H91V131L93 132H89V134L86 132V130ZM95 128V129H94ZM105 128V129H104ZM109 130H108V129ZM136 128V129H135ZM145 128V129H144ZM195 129V132L197 133H194V130ZM205 129V131H203L202 129ZM260 128V129H259ZM263 128V130L261 129ZM34 129V130H33ZM83 129H86V130H83ZM99 129V130H97ZM161 129V130H160ZM172 131H170V130ZM175 131V134L173 133ZM188 129V130H187ZM192 129V130H190ZM198 129V130H196ZM200 129V130H199ZM211 129V130H210ZM216 129V133L213 132L214 130ZM223 129V130H222ZM243 129V130H242ZM247 129H250V131L248 130V133L245 134V131ZM256 129V130H255ZM21 130V131H20ZM33 130V131H32ZM83 130V133H81L80 131ZM103 130V131H102ZM107 130V131H106ZM111 130V131H110ZM147 130V131H146ZM155 130H158V132ZM163 130V131H162ZM181 130V131H179ZM191 132H190V131ZM226 130V131H224ZM229 130V131H227ZM231 130V131H230ZM233 130V131H232ZM238 130V131H237ZM20 131V132H19ZM27 131V132H25ZM29 131V133H28ZM76 131H79V132H76ZM109 131V132H108ZM115 131H118V132H115ZM120 131V132H119ZM122 131V132H121ZM136 131V132H134ZM139 131H142L139 133ZM161 131V132H160ZM189 131V133H188ZM193 131V132H192ZM206 131H207V134H206ZM212 134L209 135L211 132ZM253 131V132H252ZM256 131V132H255ZM3 132H6V133H3ZM34 132V133H33ZM102 132V133H101ZM130 132H134L132 135H127L128 133ZM146 132V133H145ZM162 132H165V135L164 133ZM179 132V133H177ZM186 132V133H185ZM205 132V134H203ZM209 132V133H208ZM221 132V133H220ZM223 132V133H222ZM18 133V134H17ZM24 133V134H22ZM74 133L78 136V134L80 133V135L78 136L79 140H77V137L76 135H74ZM86 133V134H85ZM91 133V134H90ZM107 133V134H106ZM111 133V134H110ZM125 133V135L123 134ZM137 133V134H136ZM149 133V134H148ZM159 133V134H158ZM234 133V134H233ZM255 134L252 136V134ZM259 133V134H257ZM22 134V135H21ZM69 134H73L74 135V138L73 136H70ZM105 134V135H104ZM108 134H110L111 136H109ZM172 136H171V135ZM188 134V135H187ZM197 134L196 136H191V135H195ZM214 134V135H213ZM14 135V136H12ZM25 135V137H23ZM90 135V136H89ZM95 137H93V136ZM102 135V136H101ZM107 135V136H106ZM115 135V136H114ZM120 135V136H118ZM150 135V136H149ZM152 135V137H151ZM156 135L157 137L155 138ZM179 135V136H178ZM202 135V136H201ZM219 135V136H218ZM234 135V136H233ZM20 136V137H19ZM22 136V137H21ZM28 136V137H26ZM63 136V137H62ZM65 136H68V137H65ZM87 136V137H86ZM124 136V137H123ZM132 136L135 141V143H132V139L130 137ZM154 136V137H153ZM206 136V137H205ZM225 136V137H224ZM228 138H227V137ZM255 136V137H254ZM257 136V137H256ZM62 137V138H61ZM65 137V138H64ZM76 137V138H75ZM98 137H101V138H98ZM105 137V138H104ZM119 137V138H118ZM121 137H123L121 139ZM129 137V138H128ZM142 137V138H140ZM150 137V138H149ZM159 137V138H158ZM162 137V139H161ZM164 137V138H163ZM172 137V138H171ZM175 137V138H174ZM181 139H180V138ZM241 137V139H240ZM4 138V137H3ZM71 140H69V139ZM128 138V139H127ZM176 139V141L174 139ZM190 138V139H188ZM216 138V140H214ZM243 138L246 140V138H248L246 141L243 140ZM255 138V139H253ZM257 138V139H256ZM27 139V140H26ZM73 139V140H72ZM91 140V147L90 145L86 144L85 141H88V140ZM117 140V142L121 143L123 142L122 144V148H120L121 144H118L119 147H115L113 145H111L113 143V140ZM125 142H124V140ZM137 139V140H136ZM154 139V140H153ZM161 139V141L159 140ZM170 139V140H168ZM172 139V140H171ZM184 139V140H182ZM196 139V140H195ZM220 139V140H218ZM21 140L23 142H21ZM82 140V141H81ZM84 140V141H83ZM105 140V141H104ZM114 140V141H115ZM119 140V141H118ZM122 140V141H121ZM143 141V142H139V141ZM149 140V141H148ZM163 140V141H162ZM174 140V141H173ZM190 140V142H189ZM195 140V141H194ZM199 142H198V141ZM205 140V141H204ZM252 140V142H250ZM257 142H256V141ZM137 141V142H136ZM180 141V142H179ZM207 141V142H206ZM224 141V142H223ZM227 141V142H226ZM243 141V142H242ZM255 141V143H254ZM80 144H79V143ZM85 142V145L82 143ZM128 142V143H127ZM155 144H154V143ZM162 142V143H161ZM163 142H164V145H163ZM198 142V143H196ZM230 142V143H229ZM65 143V144H64ZM104 143V145H102ZM109 143V144H108ZM148 143L151 145H148ZM157 143V145H156ZM193 143V144H192ZM196 143V144H195ZM214 145H213V144ZM216 143V144H215ZM229 143V144H228ZM236 143H238L237 145H235ZM245 143V144H244ZM249 143V144H248ZM101 144V145H99ZM127 148L126 146H123V145H127ZM130 144V145H129ZM133 144V145H132ZM137 144V145H136ZM141 144V145H140ZM161 144L163 146H161ZM168 144V145H167ZM174 146H173V145ZM195 146V147H193ZM221 144V145H220ZM229 147H228V145ZM258 144V145H257ZM106 145V146H105ZM109 145V147H108ZM111 145V147H110ZM145 145V146H144ZM160 145V146H159ZM179 145V146H178ZM250 145V146H248ZM252 145V146H251ZM262 145V146H261ZM82 146V147H80ZM84 146V148H83ZM86 146V147H85ZM99 146V147H98ZM102 146V147H101ZM104 146V147H103ZM132 146V147H131ZM133 146H134V149H133ZM141 146V147H139ZM148 146V147H147ZM154 146V147H152ZM178 146V147H177ZM197 146V148H196ZM209 148H208V147ZM213 146V147H212ZM234 146V147H233ZM239 146V147H238ZM254 146H255V149H254ZM29 147V148H28ZM91 147V148H90ZM129 147H131L129 149ZM151 147V149H150ZM165 147H170V148H173V156H172V159L169 161V162H165L163 165H162V161H161V152L163 149H165ZM185 147V148H183ZM187 147V148H186ZM190 147V148H188ZM226 147V148H225ZM27 148V149H26ZM81 148V149H80ZM91 149L90 151L88 149ZM106 148H107V152H106ZM137 148V149H136ZM140 148V150H139ZM153 148V149H152ZM163 148V149H162ZM176 148H178L177 150H175ZM180 148V150H179ZM220 148V149H219ZM233 150H232V149ZM245 148H246V151H245ZM254 150H253V149ZM87 149V150H86ZM101 149H103L101 151ZM133 151H130L132 150ZM182 149V150H181ZM208 149V150H207ZM251 150V151H248V150ZM66 150V148L64 149ZM76 150L78 152H76ZM81 150H84V151H81ZM94 151V150H99V154L101 155L98 160H97V163L96 161H92L93 159L89 156V153L91 151ZM111 150V151H110ZM116 150V151H115ZM127 150V151H126ZM146 150V151H145ZM153 150L154 151V154L155 152L157 153L158 151L160 152L159 154H156L154 156H152V159L150 160V162L146 165L145 162H144V158L142 157H145L144 155L147 154V152ZM188 150V151H187ZM192 150V151H191ZM210 150V151H209ZM222 150V151H221ZM228 150L230 152H228ZM54 151V150H53ZM81 151V152H80ZM87 152L88 153H84V152ZM115 151V152H114ZM126 151V153L124 152ZM183 153H181V152ZM186 151V152H185ZM194 151V152H193ZM197 151V153H196ZM208 151V152H207ZM221 151V152H220ZM241 151V152H240ZM253 151V152H252ZM256 151V153L254 152ZM83 152V153H82ZM116 152H117V155H116ZM135 152V153H134ZM144 152L146 154H144ZM177 152V153H176ZM204 152H205V155H204ZM211 152V153H210ZM215 152H218V153H215ZM228 152V153H227ZM250 152V153H249ZM52 153V152H51ZM49 154V158H48V161H47V165L46 167H50L51 164L53 163L51 160H54L56 158H59L60 155H63L64 152L62 150L58 151V152H54L52 154ZM71 153V152H70ZM82 153V154H81ZM103 153V154H102ZM124 153V154H123ZM139 153V154H138ZM176 153V154H175ZM192 153H194V155H192ZM203 153V154H202ZM208 153V154H207ZM234 153L235 156H234ZM253 153V154H251ZM259 153V154H258ZM56 154V156L54 155ZM81 154V155H80ZM105 154V157L103 160V156ZM107 154H109L110 156H108ZM123 154V155H122ZM128 155V157L126 155ZM131 154V155H129ZM144 154V155H143ZM175 154V155H174ZM202 156H201V155ZM219 154V155H218ZM231 154V155H230ZM239 154V155H238ZM248 154V155H247ZM262 156H261V155ZM52 155V156H51ZM77 155V156H76ZM85 157H83V156ZM103 155V156H102ZM116 157H115V156ZM133 155V156H132ZM135 155V156H134ZM142 155V156H141ZM180 155V156H179ZM185 156L186 159L185 162H183V157ZM190 155V156H189ZM214 157H213V156ZM251 155V156H249ZM259 157H258V156ZM55 156V157H54ZM83 158H82V157ZM132 156V157H131ZM140 156V158H139ZM156 156V157H155ZM189 156V159L187 158ZM201 156V158L199 157ZM225 158H224V157ZM232 156V157H231ZM238 156V157H237ZM254 159L251 160L253 157ZM108 157V158H107ZM118 157V158H117ZM155 157V158H154ZM192 157V158H191ZM195 157H199L198 159H194ZM208 157H211L210 161H206ZM231 159H229V158ZM237 157V158H236ZM241 157V159H240ZM250 157V158H249ZM52 158V159H51ZM79 158V159H78ZM111 158V159H110ZM126 158V159H125ZM135 160H133V159ZM218 158V159H217ZM227 158V159H226ZM245 158V159H244ZM260 158V159H259ZM90 159V160H89ZM110 159V160H109ZM116 159V160H115ZM131 161H130V160ZM175 159V160H174ZM182 159V160H181ZM233 159V160H232ZM236 159V160H234ZM243 159V160H242ZM109 160V161H108ZM132 162V163H130ZM139 160V161H138ZM188 160V162H187ZM195 160H200V161H195ZM216 162H215V161ZM258 160V161H256ZM262 160V161H261ZM77 161V162H76ZM86 161V162H84ZM91 161V162H90ZM99 161V162H98ZM106 161V163H105ZM112 161V162H111ZM127 162V165H125V163H122V162ZM138 161V162H137ZM181 161V163H180ZM195 161V162H194ZM212 161V162H211ZM214 161V162H213ZM228 161V162H227ZM255 161V163H254ZM111 162V163H110ZM117 162V163H116ZM130 164H129V163ZM135 162V163H134ZM152 162V163H151ZM157 162V164H156ZM179 162V163H178ZM201 162H203L201 164ZM262 162V163H261ZM105 163V164H104ZM116 163V164H114ZM143 163V164H142ZM159 163V164H158ZM161 163V164H160ZM169 163V164H168ZM188 163V166L186 167V165L184 164ZM198 163V164H197ZM208 163V164H207ZM220 163V165H219ZM223 163L225 165H223ZM227 163V164H226ZM253 163V164H252ZM258 163V164H257ZM84 164V165H82ZM88 164V165H87ZM90 164H94L93 165V168H92V165ZM99 164V166L97 165ZM101 164V165H100ZM113 164V165H112ZM122 164L125 166H122ZM135 164L138 166H135ZM151 164V165H150ZM171 165L168 167V171H163L162 168L163 166L165 165ZM197 164V165H196ZM214 164V166H213ZM49 165V166H48ZM79 165V166H77ZM82 165V166H81ZM105 165V166H103ZM110 165V166H109ZM129 165V166H128ZM145 165H146V168H145ZM180 165V166H179ZM207 165V166H206ZM254 165V166H253ZM261 165V166H260ZM81 166V167H80ZM177 166V167H176ZM221 166V167H220ZM223 166V167H222ZM227 166V167H226ZM79 167V168H78ZM101 167H105V168H101ZM110 167V168H109ZM118 167V168H117ZM125 169V172H124V169ZM130 167V168H129ZM161 167V170H157V168ZM208 167H211V168H208ZM233 167V168H232ZM71 168V169H70ZM76 168V169H75ZM78 168V169H77ZM84 170H83V169ZM100 168V169H99ZM122 168V169H121ZM176 168V169H175ZM179 168L184 171V172H181V170H179ZM192 168V169H191ZM195 168V170H194ZM200 168V169H199ZM223 168V169H222ZM230 169V170H226V169ZM81 169V170H80ZM94 169H97L99 171H96V170H93ZM106 169V171H105ZM110 169V170H109ZM117 169V170H116ZM131 169V170H130ZM133 169V170H132ZM164 169V168H163ZM175 169V170H174ZM215 169V170H214ZM225 169V171H224ZM144 170H147L148 173H146ZM179 170V172H178ZM189 170H192V171H189ZM197 170H200V171H197ZM214 170V171H213ZM233 170V171H232ZM248 170H251L248 171ZM254 170V171H253ZM70 171V172H69ZM73 171V172H72ZM75 171H78V172H75ZM82 171H86L85 172H82ZM131 173H130V172ZM136 173H134V172ZM155 171V172H154ZM193 172V173H189V172ZM204 171V174L203 173H200V172H203ZM211 171V172H209ZM107 172V173H106ZM109 172V174H108ZM117 172V173H116ZM122 172V173H121ZM133 172V174H132ZM187 172V173H186ZM210 174V175H207L206 174ZM212 172H215V173H212ZM224 172V173H223ZM227 172V174H226ZM85 173V174H84ZM90 173V174H89ZM96 173V174H95ZM113 173V174H112ZM126 173V174H125ZM144 173V174H142ZM170 173V174H169ZM173 173V174H171ZM188 176H186L185 175ZM217 173V175H215ZM84 174V175H83ZM89 174V175H88ZM131 174L133 177H131ZM155 174L158 175L156 177V179L154 178L155 177ZM162 174V176H160ZM198 174V176H197ZM223 174V176H221ZM228 176H226V175ZM92 175V176H91ZM111 175V176H110ZM119 175V176H118ZM121 175H125L123 178ZM138 175V176H137ZM142 175V176H140ZM154 175V179L151 177ZM164 175H168L166 178H164ZM194 175V176H193ZM208 176V177H205V176ZM212 175V176H211ZM233 175V176H232ZM76 176V177H75ZM78 176V177H77ZM92 178H91V177ZM143 176H145V178H143ZM149 176L151 178H149ZM171 176V177H170ZM184 176V177H183ZM193 176V177H192ZM197 176V178L195 177ZM217 176V177H216ZM232 176V177H231ZM80 177V178H79ZM99 177H101L102 181H100L101 179H98ZM104 177V178H103ZM135 177H138V178H135ZM160 177V178H159ZM176 177V178H175ZM224 177V178H222ZM229 179H227V178ZM88 180H86V179ZM95 178V179H94ZM119 178V180H118ZM142 178V180H141ZM163 178V180L161 179ZM184 178V179H183ZM202 178V179H201ZM212 182V186H211V182H207V180ZM216 178V179H215ZM219 178V179H218ZM79 179V180H78ZM93 179V180H91ZM105 179V181H104ZM110 179V180H109ZM116 179V180H115ZM123 179H125V184L123 182ZM147 179V180H146ZM148 179H151V180H148ZM165 179V180H164ZM180 179H182L183 181H186L187 182H181ZM198 179V181H197ZM206 179V180H205ZM231 179V180H230ZM72 180V181H71ZM90 180V181H89ZM113 180L115 181H118V182H114ZM132 180V182H130ZM200 180V181H199ZM205 180V181H204ZM221 180V181H220ZM235 180V181H234ZM83 181L87 182L88 181V184L87 183H84L83 184ZM154 181V182H153ZM172 181H175V182H172ZM195 181V182H194ZM197 181V182H196ZM240 181V182H239ZM93 182V183H92ZM148 182V183H147ZM153 182V183H152ZM168 182V190L164 189L163 185L164 183H167ZM170 182H172L170 184ZM192 182V184H191ZM195 184H194V183ZM219 182H222V185L221 183ZM230 184H228V183ZM72 183V184H71ZM115 183V184H114ZM157 183L161 184L163 183L162 186L160 185H157ZM260 183V182H258ZM91 184V185H90ZM144 184V185H143ZM150 184V185H149ZM176 184V185H175ZM181 184V185H180ZM183 184V185H182ZM187 184V185H186ZM198 184H201V185H198ZM204 185H207V188L209 189H206ZM215 184V185H214ZM219 184V186L217 187V185ZM228 186H227V185ZM231 184H233L231 186ZM257 184V183H256ZM86 185V186H85ZM118 185V186H117ZM128 185V186H127ZM143 187H141V186ZM147 185V187H146ZM156 185V186H155ZM198 185V186H197ZM221 185V186H220ZM229 185L231 186L229 188ZM264 179L261 180V183L260 184H257V185H254L253 187H250L249 188V193L245 195V198H243V202H244V207H245V210L247 208V212H249L248 214H252L251 216H255L257 220H261L263 223H264V215L262 216V214H264ZM89 186V187H88ZM125 186V187H124ZM150 186V187H149ZM158 186V187H157ZM160 186V187H159ZM176 186V187H175ZM189 186V187H188ZM192 186V187H191ZM203 187L202 189L203 190H200V187ZM226 186V188H225ZM259 186V187H257ZM261 186V187H260ZM263 186V187H262ZM99 187V188H98ZM101 187V188H100ZM104 187V188H103ZM115 187V188H114ZM117 187V189H116ZM156 187V188H154ZM181 187V188H180ZM196 187V189H195ZM210 187H211V190H210ZM228 189V190H225L223 191L222 189ZM80 188V189H78ZM107 188V189H105ZM131 188V189H130ZM139 188V189H138ZM146 188V189H145ZM160 188V189H159ZM175 188V189H174ZM180 188V189H179ZM184 192H183V190ZM192 188L191 192H190V189ZM217 188V189H216ZM256 188V189H254ZM257 188L259 190H257ZM109 189V190H108ZM115 189V190H114ZM125 189H127L125 191ZM154 189V190H153ZM188 189V190H187ZM195 189V190H194ZM198 189V191H197ZM105 190V191H104ZM118 190V191H116ZM134 190V191H133ZM148 190V191H147ZM157 190V191H156ZM164 191V194L166 193L168 195L167 199L165 197L164 194H161L163 192H160V191ZM171 190V191H170ZM182 190V191H180ZM186 190V191H185ZM194 190V191H193ZM207 190V192L205 191ZM221 190V192H220ZM252 190V191H251ZM97 191H100V192H97ZM109 193H108V192ZM128 191V192H127ZM132 191V192H131ZM143 191H147V192H143ZM156 191V192H154ZM173 191V192H172ZM193 191V192H192ZM211 191V192H209ZM80 192V193H78ZM176 192V193H175ZM183 192V193H182ZM187 194H186V193ZM199 192V193H198ZM257 194H253V193H256ZM100 193V194H99ZM102 193V194H101ZM116 193V194H115ZM123 193V194H122ZM126 193V194H124ZM129 193H132L131 196L129 195ZM139 193V194H138ZM145 193V194H144ZM150 193V194H148ZM153 193V194H152ZM156 193V194H155ZM171 193V194H169ZM225 193V194H223ZM233 193V194H231ZM74 194V195H73ZM108 194V195H107ZM111 194V195H110ZM112 194H115L113 195V199L111 198L112 197ZM190 194V195H189ZM195 194V195H194ZM209 196H207V195ZM211 194V195H210ZM253 194V196H251ZM96 195V196H95ZM104 195V196H103ZM120 195V196H119ZM127 195V196H126ZM143 195V196H142ZM156 195V196H155ZM166 195V196H167ZM186 195V196H185ZM206 195V196H205ZM217 195V196H216ZM224 195V196H223ZM235 195V196H234ZM248 195L250 197H248ZM259 195V197H258ZM73 196V197H72ZM99 196V197H98ZM103 196V197H102ZM111 196V197H110ZM118 196V197H117ZM126 196V197H125ZM138 196V197H137ZM148 196V197H147ZM150 196V197H149ZM152 196H155V197H152ZM197 196V197H196ZM205 196V197H204ZM213 196V197H212ZM215 196V197H214ZM219 196V197H218ZM221 196V197H220ZM263 196V197H262ZM109 197V198H108ZM134 197V199L132 200V198ZM137 197V199H136ZM163 197V198H162ZM196 199H194V198ZM199 197H203L201 199H199ZM70 198H73V199H70ZM93 198V199H92ZM117 198H118V201H117ZM126 198V199H125ZM148 198V199H147ZM165 198V200H163ZM174 198V199H173ZM212 198V199H211ZM252 198V199H251ZM256 199V201L254 199ZM263 198V199H262ZM116 202H115V200ZM151 199V202L149 201ZM157 199V200H156ZM190 199V200H189ZM206 199V200H204ZM259 199V200H258ZM263 201H262V200ZM95 200H98V201H95ZM108 202H107V201ZM127 200V201H126ZM147 200V201H146ZM155 200V201H154ZM216 200V201H215ZM218 200V201H217ZM261 200V201H260ZM93 203H92V202ZM100 201V202H99ZM162 201V202H160ZM165 201V202H164ZM168 201H171V202H168ZM180 201V203H179ZM183 201V202H182ZM186 201V202H185ZM74 202L76 204H74ZM127 202V203H126ZM130 202V203H128ZM168 202V203H167ZM174 202H178V209L176 210L175 208H177V204H175ZM192 202V203H191ZM237 202V201H236ZM262 202V203H260ZM78 203V204H77ZM123 203L125 204L123 206ZM135 203V204H134ZM138 203V204H137ZM161 203V204H160ZM201 203V204H199ZM203 203V204H202ZM206 203V204H205ZM235 202H233L234 204ZM256 203V204H255ZM93 206H92V205ZM99 204V205H98ZM108 204V205H107ZM110 204V205H109ZM122 204V206H121ZM128 204V205H126ZM129 204L131 206H129ZM148 204V205H147ZM157 204V205H156ZM160 204V205H159ZM168 204V205H167ZM237 203H235V205H233L234 207L236 206ZM246 204V205H245ZM253 204V205H251ZM261 206V207H259ZM86 207H85V206ZM136 205V207H135ZM146 205V206H145ZM163 205V206H161ZM166 205V206H165ZM207 205V206H206ZM209 205V206H208ZM82 206V207H81ZM90 208H89V207ZM91 206H92V214H94V216L90 217V215L87 213V210L88 209H91ZM97 206V208L95 207ZM99 206V207H98ZM109 206V207H107ZM127 208H126V207ZM134 206V207H133ZM144 206V207H143ZM167 208L165 209L164 208ZM168 206H169V209H168ZM197 206V207H196ZM211 206V208H209ZM214 206V207H213ZM251 206V207H250ZM106 208V210H104V208ZM175 207V208H174ZM201 207L203 208V210H200ZM207 207V208H206ZM83 208V209H82ZM129 208V210H127ZM165 209V212L162 211V209ZM172 208V209H171ZM198 208H200L199 210H197ZM261 208V209H260ZM74 209V211H73ZM101 209V210H100ZM103 209V210H102ZM115 209H118L115 210ZM184 209V210H182ZM195 209V210H193ZM253 209V210H252ZM263 209V210H262ZM96 210V211H94ZM98 210L100 213H98ZM108 210V211H107ZM110 210V211H109ZM131 210V211H130ZM134 210L136 212H134ZM140 210V211H139ZM167 210V211H166ZM186 210V211H185ZM189 210H192V211H189ZM207 210V212H206ZM262 210V212H261ZM104 211V212H103ZM133 211V212H132ZM171 211V212H170ZM178 211V212H177ZM181 211V212H180ZM197 211V212H196ZM254 211V212H252ZM117 212V213H116ZM138 212V213H137ZM174 212V213H173ZM176 212V213H175ZM186 212V213H185ZM206 212V213H204ZM87 213V214H86ZM121 213L124 215H121ZM125 213V214H124ZM136 213V214H135ZM190 213V214H189ZM203 215H202V214ZM212 213V212H210ZM112 214V215H111ZM107 215V216H106ZM109 215V216H108ZM135 215V216H133ZM137 215V216H136ZM170 215V216H168ZM177 215V216H176ZM182 215V217L180 216ZM195 217H194V216ZM196 215H199V216H196ZM205 215V217H204ZM97 216V217H95ZM120 217L119 221H118V217ZM127 216V217H126ZM131 216V217H130ZM162 216H165L164 218ZM172 216V217H171ZM204 217V218H201V217ZM262 218H261V217ZM87 217V218H86ZM99 217V218H98ZM101 217V218H100ZM107 217H108V220H107ZM117 217V218H115ZM133 217V218H132ZM135 217V218H134ZM174 217V218H173ZM181 217V218H180ZM187 217V219H186ZM259 217V218H257ZM91 218V219H90ZM98 218V219H97ZM128 218V219H126ZM123 219V220H122ZM133 219V220H132ZM160 219V220H159ZM172 219V220H171ZM175 219V220H174ZM185 219V220H184ZM190 219V220H189ZM263 219V220H262ZM128 220V221H127ZM131 220V221H130ZM200 220V222H199ZM110 221V222H109ZM118 221V223H117ZM133 221V222H132ZM161 221V222H159ZM166 221V222H165ZM170 221H173V222H170ZM177 221V222H176ZM180 221V222H179ZM190 222L191 224H189L188 222ZM197 221V222H196ZM94 222V223H93ZM127 222V223H126ZM132 222V224H130ZM164 222V223H163ZM169 224H168V223ZM193 222V223H192ZM204 222V223H203ZM106 223V225H105ZM121 223V224H120ZM176 223L178 225H176ZM186 225H185V224ZM188 223V224H187ZM103 224V225H102ZM113 224V225H112ZM115 226L118 224V226L120 225V228H117L118 226ZM125 224V225H123ZM130 224V225H128ZM168 224V225H167ZM183 224V225H182ZM194 224V225H193ZM102 225V226H101ZM128 225V226H126ZM201 226L199 228V226ZM101 226V227H99ZM169 226V227H168ZM177 226L179 230H177ZM185 228H184V227ZM105 227V228H104ZM114 227V228H113ZM130 227V229L128 228ZM138 227V228H137ZM191 227V228H189ZM197 227V228H196ZM123 228V229H122ZM173 228V229H172ZM127 229V230H126ZM197 229L199 231H197ZM117 230V231H116ZM141 230V232L139 231ZM144 230H147V231H144ZM174 230V231H173ZM188 232H187V231ZM150 231V232H149ZM201 231V232H200ZM140 232V234H139ZM146 232V233H145ZM200 232V233H199ZM149 235H148V234ZM135 234V235H134ZM143 234H145L143 236ZM190 234V235H188ZM139 235V236H138ZM143 237H141V236ZM140 239H138V237ZM147 238H146V237ZM155 238H154V237ZM153 237V238H152ZM151 238V239H149ZM158 239V240H157ZM146 240V241H145ZM150 240V241H149ZM154 240V241H153ZM157 240V241H156ZM149 242V243H148ZM148 243V244H147ZM159 243V244H158ZM147 244V245H146ZM152 244V245H151ZM150 245V246H148ZM163 247L161 249H168L167 251L172 250L170 247V244L168 242V244H163L162 245ZM149 247V248H148ZM166 247V248H165ZM238 249V245H236L233 250H237ZM231 250V251H233ZM151 252V253H150ZM140 258V256H139ZM151 258V259H150ZM154 258V259H153ZM153 258L151 256H147V258H144L146 261L147 264H158V262L155 260V257L153 256ZM153 259V260H152ZM154 261V262H153ZM121 262V261H120ZM116 263V262H115ZM145 263V264H146ZM118 264H121L118 262Z\"/></svg>", "mask_w": 264, "mask_h": 264}, {"label": "bare ground", "instance_id": "obj_2", "mask_svg": "<svg viewBox=\"0 0 264 264\" xmlns=\"http://www.w3.org/2000/svg\"><path fill=\"white\" fill-rule=\"evenodd\" d=\"M19 1V0H18ZM48 1H51V0H48ZM69 1V0H68ZM116 1L117 0H70V2L68 3L69 4V7L70 8H72V10L73 11H75L74 13L72 12V13H70L71 15H69L67 12H66V14H64L62 17V19H60V20H62V27L60 28V29H62L63 30V28H64V30L65 31H69V32H72V33H70V34H66V38L67 37H71V36H73L75 39H77V40H79V41H85L86 43H88V46H90L91 47V49L92 48H96V47H100V48H102L103 46H104V44L105 45H107V43H111V40L109 41V42H107L106 40V34H107V29H108V24H111L110 22L113 20V19H115V17H116V13H117V7H121V6H117L116 5ZM119 1V0H118ZM125 1V0H124ZM123 1V2H124ZM126 1H128V0H126ZM125 1V2H126ZM135 1V0H134ZM137 1V0H136ZM135 1V2H136ZM147 0H145L144 2L145 3H147V2H149V1H147ZM153 1V0H152ZM158 1V0H157ZM198 1H200V0H198ZM1 2V1H0ZM3 2V1H2ZM38 2H43V1H38ZM60 2V1H59ZM120 2V1H119ZM125 2H124V4H125ZM156 2V1H155ZM166 2H167V0H166ZM175 2V1H174ZM201 2V1H200ZM199 2V3H200ZM208 2V1H207ZM226 2H228V1H226ZM243 2V1H242ZM14 3V2H13ZM23 3V2H22ZM25 3V2H24ZM28 3V2H27ZM46 3V2H45ZM44 3V4H45ZM57 2H55V4H56ZM122 3V2H121ZM154 4V2H151L150 4ZM159 3V2H158ZM163 3V2H162ZM167 3H169V2H167ZM216 3V2H215ZM218 3V2H217ZM216 3V4H217ZM220 3V2H219ZM231 3H233V2H231ZM230 3V5L231 6H233V7H231L229 10H228V13L225 15V17H223L222 18V20H221V23H220V25L218 26V28H216V30L212 33V40H213V42L215 41H220L222 38H223V34L221 33V31L223 30H231L232 29V26H231V22H233L232 20H233V18H235L237 15V12H233L234 10H235V8L238 6V4H235V6L234 5H232ZM238 3V2H237ZM239 3H241V2H239ZM244 3V2H243ZM3 4V3H2ZM4 4H5V0H4ZM18 4V3H17ZM54 4V5H55ZM135 3H133V5H134ZM160 4V3H159ZM180 4V3H179ZM178 4V5H179ZM197 4H198V2H197ZM197 4H195V5H197ZM205 4H207V3H205ZM209 4V3H208ZM229 4V3H228ZM262 4H263V2H262ZM261 4V5H262ZM6 5V4H5ZM30 5V4H29ZM57 5V4H56ZM55 5V6H56ZM132 5V6H133ZM142 5H146V4H142ZM141 5V6H142ZM200 5V4H199ZM220 5V4H219ZM230 5L229 6H227V7H230ZM245 5H248V4H244V6ZM8 6V5H7ZM23 6V5H22ZM117 6V7H116ZM124 6V5H123ZM147 6H151V5H147ZM162 6V5H161ZM204 6V5H203ZM205 6H207V5H205ZM221 6V5H220ZM9 7V6H8ZM11 7H12V5H11ZM34 7H36V6H34ZM68 6H66V8H67ZM69 7H68V10H69ZM145 6H143V8H144ZM197 7H198V5H197ZM217 7H219V6H217ZM242 7V6H241ZM248 7V6H247ZM250 7V6H249ZM4 8V7H3ZM2 8V9H3ZM21 8H23V7H21ZM52 8H54V6L52 7ZM58 8V7H57ZM64 8H65V6H64ZM123 8V7H122ZM133 8V7H132ZM132 8H129L130 10L132 9ZM134 8H136L135 7V5H134ZM143 8H140L139 7V9H143ZM145 8H147V7H145ZM151 7H149V9H150ZM196 8V7H195ZM194 8V9H195ZM199 8V7H198ZM244 8V7H243ZM243 8H241V9H243ZM258 8H261V7H258ZM7 9H9V8H7ZM16 9V8H15ZM48 9V8H47ZM46 9V10H47ZM138 9V10H139ZM148 9V10H149ZM197 9V8H196ZM202 8H200V10H201ZM237 9V8H236ZM252 9V8H251ZM1 10V9H0ZM52 10H55V9H52ZM61 10V9H60ZM71 10V11H72ZM144 10V9H143ZM147 10V9H146ZM164 10V9H163ZM211 10V9H210ZM227 10V9H226ZM14 11V10H13ZM18 11V10H17ZM48 11V13H49V10H47ZM50 11H51V9H50ZM63 11V10H62ZM65 11V10H64ZM122 11V10H121ZM152 11V9L150 10V12ZM182 11V10H181ZM184 11V10H183ZM193 11V10H192ZM195 11H197V10H195ZM223 11H225L224 9H223ZM237 11V10H236ZM261 11H262V9H261ZM9 12V11H8ZM33 12V11H32ZM35 12H38V11H35ZM126 12V11H125ZM124 12V17H125V15H126V13ZM128 12V11H127ZM132 12V11H131ZM145 12V11H144ZM161 12V11H160ZM164 12V11H163ZM162 12V13H163ZM199 12V11H198ZM247 12V11H246ZM5 13V12H4ZM11 14L13 13V12H10ZM26 13H27V9H26V12L24 13V15H26ZM53 13V12H52ZM59 13V12H58ZM120 13V11L118 10V13L117 14H119ZM137 13H139V11H137ZM146 13V12H145ZM159 13V12H158ZM161 13V14H162ZM180 13V12H179ZM193 13H195V12H193ZM197 13V12H196ZM220 13H221V11H220ZM223 13H225V12H223ZM223 13H221V14H223ZM240 13V12H239ZM2 14V13H1ZM0 14V15H1ZM6 15L8 14L9 15V13H5ZM14 14V13H13ZM12 14V15H13ZM16 14V13H15ZM29 14H31L30 12H29ZM34 14V13H33ZM40 14V13H39ZM62 14V13H61ZM68 14V15H67ZM121 14H123V13H121ZM130 14H132V13H130ZM143 14V11H141V15ZM176 14H177V16H178V12H176ZM175 14V15H176ZM186 14V13H185ZM188 14V13H187ZM186 14V15H187ZM202 14V13H201ZM245 14V13H244ZM260 14V13H259ZM3 15V14H2ZM1 15V16H2ZM5 15V16H6ZM129 15V14H128ZM137 15V14H136ZM152 15V14H151ZM154 15V14H153ZM166 15V14H165ZM192 15V14H191ZM217 15V14H216ZM256 15V14H255ZM263 15H264V13H263ZM48 16H50L49 14H48ZM57 16V15H56ZM61 16V15H60ZM118 16H120V15H118ZM117 16V17H118ZM131 15H129V17H130ZM138 16V15H137ZM142 16H144V15H142ZM162 16V15H161ZM180 16V15H179ZM188 16V15H187ZM200 16V15H199ZM212 15H210V17H211ZM26 17V16H25ZM45 17H47V16H45ZM155 16H152V18H154ZM186 17V16H185ZM193 17V16H192ZM207 17V16H206ZM213 17V16H212ZM211 17V18H212ZM243 17V16H242ZM1 18V17H0ZM9 18V17H8ZM13 18H14V16H13ZM28 19L29 18H32V17H30V15L27 17ZM26 18V19H27ZM40 18V17H39ZM42 18V17H41ZM57 18V17H56ZM136 18V17H135ZM134 17H133V19H135ZM196 18V17H195ZM244 18V17H243ZM247 18V17H246ZM262 18H264L263 16H262ZM21 19H23V18H21ZM27 19V20H28ZM48 19H50V18H48ZM48 19H46V20H48ZM52 19V18H51ZM50 19V20H51ZM116 19H118V18H116ZM115 19V20H116ZM119 19H121V18H119ZM122 19H124L123 17H122ZM127 19H129V18H127ZM133 19H131V20H133ZM141 18H139V20H140ZM144 19V18H143ZM151 19V18H150ZM160 19V18H159ZM158 19V20H159ZM162 19V18H161ZM183 19V18H182ZM190 19V18H189ZM208 19H210V18H208ZM215 19H217V18H215ZM254 19V18H253ZM258 19V18H257ZM256 19V20H257ZM260 19V18H259ZM1 20V19H0ZM5 20H7V16H6V19ZM20 20V19H19ZM30 20V19H29ZM55 20V19H54ZM114 20V22H115V24H118L117 22H120L119 20H117V21H115ZM126 20V19H125ZM130 20V21H131ZM136 20V19H135ZM157 20V21H158ZM163 20V19H162ZM186 20V19H185ZM188 20V19H187ZM192 20H194V19H192ZM192 20H190V21H192ZM249 20V19H248ZM264 20V19H263ZM22 21H24V20H22ZM42 21V20H41ZM49 21V20H48ZM126 21H128V20H126ZM182 21V20H181ZM238 21H240V18H239V20ZM253 21V20H252ZM8 22H9V20H8ZM13 22H16V21H14L13 20ZM12 22V23H13ZM18 22H20V21H18ZM17 22V23H18ZM30 22V21H29ZM33 22V21H32ZM50 22H53V21H50ZM131 22H133V21H131ZM137 22V21H136ZM139 22V21H138ZM142 22V21H141ZM141 22H139V23H141ZM150 22V21H149ZM161 22V21H160ZM180 22V21H179ZM199 22V21H198ZM208 22V21H207ZM206 22V23H207ZM218 22H220V20L218 21ZM235 22V21H234ZM257 22V21H256ZM260 22V21H259ZM3 23V22H2ZM5 23V22H4ZM10 23V22H9ZM9 23H8V25H9ZM22 23V22H21ZM55 23H56V21H55ZM130 23V22H129ZM134 23H135V21H134ZM159 23V22H158ZM175 23V22H174ZM186 23H187V21H186ZM214 23V22H213ZM236 23V22H235ZM252 23V22H251ZM1 24V23H0ZM26 26H28V22H26ZM34 24H35V21H34ZM113 24V23H112ZM143 24V23H142ZM152 24V23H151ZM150 24V25H151ZM170 24H171V22H170ZM193 24V23H192ZM195 24V23H194ZM216 24V23H215ZM238 24H239V22H238ZM262 24V23H261ZM260 24V25H261ZM14 26L16 25V23L15 24H13ZM39 25V24H38ZM37 25V26H38ZM120 25V24H119ZM134 25V24H133ZM150 25H148V26H150ZM157 25V24H156ZM155 25V26H156ZM159 25V24H158ZM173 25V24H172ZM178 25V24H177ZM199 25V24H198ZM210 25H213V24H211L210 23ZM233 25V24H232ZM240 25V24H239ZM2 26H4V25H2L1 24V27ZM12 26V25H11ZM10 26V28H13V27H11ZM26 26H25V29H26ZM32 28H33V26H35V25H30ZM47 26V25H46ZM138 26H140V24L138 25ZM145 26V25H144ZM153 26V25H152ZM195 26V25H194ZM216 26V25H215ZM234 26V25H233ZM235 26H237V25H235ZM24 27V26H23ZM30 27V28H31ZM45 27V22H41V24L38 26V27H36V28H34V30H33V32H36V31H38V30H42L43 31V29L42 28H44ZM50 26L48 25V29H50L49 28ZM57 27H59V26H57ZM56 27V28H57ZM111 27H113V26H111ZM115 27H120V26H115ZM124 27V26H123ZM134 27H136V26H134ZM134 27L132 28L131 26H130V28H132V29H134ZM158 27V26H157ZM161 27V26H160ZM184 27V26H183ZM190 27H191V25H190ZM244 27V26H243ZM264 27V26H263ZM3 28H5V26L3 27ZM19 28V27H18ZM129 28V29H130ZM137 28V27H136ZM152 28H154V27H152ZM169 28V27H168ZM178 28H182V27H179L178 26ZM177 28V29H178ZM194 28V27H193ZM201 28V27H200ZM206 28V27H205ZM210 28V27H209ZM215 28V27H214ZM235 28V27H234ZM237 28H238V26H237ZM239 28H242V27H239ZM244 28H246V27H244ZM257 28V27H256ZM6 29H8V27L6 28ZM14 29V28H13ZM29 29V28H28ZM36 29V30H35ZM109 29H112V28H109ZM108 29V30H109ZM122 29V28H121ZM120 29V30H121ZM143 29V28H142ZM141 29V30H142ZM160 29V28H159ZM187 29V28H186ZM1 30H3L2 28H1ZM18 30V29H17ZM30 30V29H29ZM54 30H56L55 28H54ZM58 30V29H57ZM62 30H59V31H62ZM118 30V29H117ZM125 30V29H124ZM145 30V29H144ZM174 30V29H173ZM188 30V29H187ZM206 30H210V29H208V25H207V28H206ZM234 30H239V29H234ZM234 30H232V31H234ZM246 30V29H245ZM244 30V32H246ZM248 30V29H247ZM255 30V29H254ZM263 30H264V28H263ZM9 31V30H8ZM119 31V30H118ZM130 31V30H129ZM132 31V30H131ZM152 31H153V29H152ZM156 31V30H155ZM171 31V30H170ZM182 31L183 30H181V32L180 33H182ZM197 31V30H196ZM212 31V30H211ZM222 31V32H223ZM226 31H224V32H226ZM232 31H229V35L231 34H234L235 35V33L234 32H232ZM255 31H258V30H255ZM13 32V31H12ZM11 32V33H12ZM21 32H24V31H21ZM32 32V31H31ZM46 32H47V30H46ZM55 32V31H54ZM62 32H64V31H62ZM108 32H110V31H108ZM114 32V31H113ZM117 31H115L114 33H116ZM120 32V31H119ZM139 32H141V31H138V33ZM148 32V31H147ZM146 32V33H147ZM160 32V31H159ZM177 32V31H176ZM178 32V33H179ZM186 32V31H185ZM189 32V31H188ZM193 32V31H192ZM199 32V31H198ZM203 32H205L206 33V31H203ZM223 32V33H224ZM236 32V31H235ZM262 32V31H261ZM264 32V31H263ZM262 32V33H263ZM3 33V32H2ZM9 33V32H8ZM41 33V32H40ZM43 33V32H42ZM74 33V34H73ZM121 33V32H120ZM148 33H151L150 31L148 32ZM161 33H162V30H161ZM208 33H210V32H208ZM250 33V32H249ZM258 33V32H257ZM262 33H258V34H262ZM23 34V33H22ZM22 34H20V35H22ZM29 35H27V37H29V39H30V35H31V33L29 32L28 33ZM38 34V33H37ZM45 34V33H44ZM51 34H52V32H51ZM140 34V33H139ZM139 34H137L138 36H139ZM142 34V33H141ZM170 34H171V32H170ZM222 34V35H221ZM39 35V34H38ZM49 36L48 37H52V36H50V34H48ZM55 35H57V34H55ZM116 35H118V34H116ZM127 35H129V34H127ZM136 35V36H137ZM151 35V34H150ZM160 35V34H159ZM161 35H163L164 36V34H161ZM167 35H169V32L167 33ZM174 35V34H173ZM179 35V34H178ZM177 35V36H178ZM182 35V34H181ZM183 35H185V34H183ZM196 35H199V34H196ZM204 35V34H203ZM230 35V36H231ZM237 35V34H236ZM248 35H252V34H248ZM247 35V36H248ZM262 35H264V34H262ZM262 35H260V36H262ZM4 36V35H3ZM6 36V35H5ZM143 36V35H142ZM152 36L153 35H151V38H152ZM166 36V35H165ZM195 36V35H194ZM200 36V35H199ZM210 36V35H209ZM239 36V35H238ZM242 36H244V35H242ZM259 36V37H260ZM59 37H62V36H60V34H59ZM110 37V36H109ZM108 37V38H109ZM118 37V36H117ZM131 37V36H130ZM135 37V36H134ZM149 37V36H148ZM147 37V38H148ZM153 37H156V36H153ZM161 37V36H160ZM159 37V38H160ZM197 37V36H196ZM224 37H227V36H224ZM236 37V40H238L237 39V36H235ZM241 37V36H240ZM263 37V36H262ZM22 38V37H21ZM26 38V37H25ZM46 38V37H45ZM55 38V37H54ZM121 38L123 39L124 37H122L121 36ZM126 38H127V36H126ZM140 38V37H139ZM142 38V37H141ZM164 38H167V37H164ZM175 38V37H174ZM173 38V39H174ZM197 38H199V37H197ZM200 38H202V37H200ZM230 38V37H229ZM231 38H233V37H231ZM231 38H230V40H231ZM258 38V37H257ZM0 39H1V41L0 42H3L4 43V41L6 40V38H3L4 39V41H2L3 39H2V34H1V37H0ZM8 39V38H7ZM13 39H15V38H13ZM24 39V38H23ZM29 39H28V43H29ZM41 39V38H40ZM49 39V38H48ZM110 39V38H109ZM120 39V38H119ZM121 39V40H122ZM128 39V38H127ZM132 37H131V41H132ZM149 39V38H148ZM154 39V38H153ZM181 39V38H180ZM183 39V38H182ZM188 39V38H187ZM233 39H235V38H233ZM249 39V38H248ZM254 39V38H253ZM262 39V38H261ZM9 40V39H8ZM17 40V39H16ZM21 40V39H20ZM19 40V41H20ZM47 40V39H46ZM45 40V42H47V41H49V40H53L52 38L51 39H49V40H47L46 41ZM160 40H162V39H160ZM177 40V39H176ZM190 40V39H189ZM208 40L210 41V38L209 39H207V41L206 42H208ZM229 40V41H230ZM73 41V40H72ZM112 41H114V40H112ZM127 41V40H126ZM139 41V40H138ZM163 41V40H162ZM239 41V40H238ZM242 41V40H241ZM16 42H18V41H16ZM36 42V41H35ZM50 42V41H49ZM53 42V41H52ZM56 42V41H55ZM74 42H76V40L74 41ZM73 42V43H74ZM107 42V43H106ZM115 42V41H114ZM114 42H112V43H114ZM122 42V41H121ZM120 42V43H121ZM140 42H141V40H140ZM157 42V41H156ZM166 42V41H165ZM173 42V41H172ZM174 42H176V41H174ZM199 42H200V39H199ZM215 42H214V44H215ZM247 42H248V40H247ZM6 43H7V41H6ZM19 43V42H18ZM59 43V42H58ZM131 43V42H130ZM163 43V42H162ZM162 43H161V45H162ZM195 43V42H194ZM198 43V42H197ZM217 44H218V42H216ZM219 43H221V44H223L224 43V41H223V43H222V41L221 42H219ZM226 43H228V41L226 42ZM239 43V42H238ZM237 43V44H238ZM241 43H245V42H240V44ZM17 44V43H16ZM37 44V43H36ZM40 44H43V42L42 43H40ZM40 44H39V48H40ZM44 44H46V43H44ZM51 44V43H50ZM77 44V43H76ZM82 44V43H81ZM102 44H103V46H102ZM129 44V43H128ZM136 44V43H135ZM159 44V43H158ZM191 44V43H190ZM213 44V45H214ZM225 44V43H224ZM246 44V43H245ZM254 44V43H253ZM252 44V45H253ZM257 44V43H256ZM262 44V43H261ZM18 45V44H17ZM17 45H15L16 47H18ZM25 45V44H24ZM23 45V46H24ZM38 45V44H37ZM47 45V44H46ZM52 45V44H51ZM65 45V44H64ZM69 45V44H68ZM67 45V46H68ZM132 45V44H131ZM174 45V44H173ZM201 45H202V43H201ZM205 45V44H204ZM204 45H202V46H204ZM208 45H209V42H208ZM210 45H212V44H210ZM242 45V44H241ZM248 45V44H247ZM4 46V45H3ZM15 46H14V48H15ZM20 46V45H19ZM22 46V45H21ZM28 46V45H27ZM34 46V45H33ZM62 46V45H61ZM102 46V47H101ZM125 46V45H124ZM127 46V45H126ZM190 46V45H189ZM197 46V45H196ZM219 46H221V45H219ZM236 46V45H235ZM234 46V47H235ZM240 45H238V47H239ZM244 48H245V46L246 45H242ZM241 46V47H242ZM251 46V45H250ZM2 47V46H1ZM25 47V46H24ZM23 47V48H24ZM45 47V46H44ZM59 47V46H58ZM63 47H65V46H63ZM69 47V46H68ZM73 47H74V45H73ZM73 47H71V48H73ZM79 47V46H78ZM133 47H136V46H133ZM162 47V46H161ZM171 47V46H170ZM191 47H193V45L191 46ZM190 47V48H191ZM205 47V46H204ZM206 47H208V46H206ZM210 47H214V46H210ZM215 47H216V44H215ZM237 47V48H238ZM262 46L260 45V48H261ZM3 48V47H2ZM13 48V49H14ZM33 48H35V47H33ZM36 48H38V46L36 47ZM38 48V49H39ZM57 48V47H56ZM83 48V47H82ZM99 48V49H100ZM104 48V47H103ZM102 48V49H103ZM123 48V47H122ZM130 48V47H129ZM158 48V47H157ZM162 48H164V49H167L165 46H164V44H163V47ZM188 48V47H187ZM186 48V49H187ZM226 48V47H225ZM247 48V47H246ZM256 48V47H255ZM11 49V48H10ZM18 49H20V48H18ZM28 49V48H27ZM30 49V48H29ZM83 49H86V48H83ZM90 48H89V51H88V55H89V52L90 51H92ZM98 49V48H97ZM97 49H95V50H97ZM98 49V50H99ZM189 49V48H188ZM208 49V48H207ZM214 49V48H213ZM239 49H242V48H239ZM238 49V50H239ZM2 50V49H1ZM0 50V51H1ZM4 50H6L5 48H4ZM20 50H22V49H20ZM37 50V49H36ZM66 50V49H65ZM78 50H79V48H78ZM87 50V49H86ZM95 50H93V52L95 51ZM122 50H124V49H122ZM128 50V49H127ZM137 50V49H136ZM158 50V49H157ZM162 51H163V49H161ZM171 50H172V48H171ZM215 50V49H214ZM223 50V49H222ZM237 49H235V51H236ZM247 50V49H246ZM249 50V49H248ZM253 50V49H252ZM251 50V51H252ZM256 50V49H255ZM263 50V49H262ZM261 50V51H262ZM27 51V50H26ZM28 51H30V50H28ZM57 51H59V50H57ZM56 51V52H57ZM75 51V50H74ZM85 50H83V52H84ZM109 51V50H108ZM114 51V50H113ZM112 51V52H113ZM116 51H117V49H116ZM134 51V53H135V50H133ZM164 51H166V50H164ZM186 51H188V50H186ZM260 51V50H259ZM264 51V50H263ZM3 51H1V53H2ZM10 52V51H9ZM18 52V51H17ZM79 52V51H78ZM99 52V51H98ZM98 52H96V53H98ZM103 52V51H102ZM109 52H111V51H109ZM126 52V51H125ZM132 52V51H131ZM139 52V51H138ZM153 51H151V53H152ZM188 52H190V51H188ZM195 52V51H194ZM194 52H193V54H194ZM198 52V51H197ZM216 52H218V51H216ZM227 52V51H226ZM228 52H232L230 49H229V51ZM257 51H255V53H256ZM6 53V52H5ZM11 53V52H10ZM19 53V52H18ZM28 53V52H27ZM27 53H24V54H27ZM49 53V52H48ZM66 53H67V51H66ZM71 53H72V51H71ZM92 52H90V55H92L91 54ZM149 53V52H148ZM170 53H172V51L170 52ZM207 53V52H206ZM214 53H215V51H214ZM237 53V52H236ZM235 53V54H236ZM238 53H240V52H238ZM244 53V52H243ZM252 53L253 52H251L250 54H251V56H252ZM3 54V53H2ZM7 54H8V52H7ZM6 54V55H7ZM30 54V53H29ZM47 54V53H46ZM51 54V53H50ZM74 54H75V52H74ZM79 54V53H78ZM84 54V53H83ZM85 54H87V53H85ZM103 54V53H102ZM107 54V53H106ZM150 54V53H149ZM153 54V53H152ZM151 54V55H152ZM155 54V53H154ZM160 54H162V53H160ZM160 54L158 55V59H159V57H160ZM202 54V53H201ZM201 54H199L198 56L199 57H201ZM231 54V53H230ZM248 54V53H247ZM254 54V53H253ZM256 54H258V53H256ZM13 55H14V52H13ZM12 55V56H13ZM44 55V54H43ZM54 55H56V54H54ZM66 55V54H65ZM65 55H63V56H65ZM87 55V57L89 58L90 56H88ZM104 55V54H103ZM102 55V57H105V56H103ZM114 56H115V54H113ZM120 55V54H119ZM121 55H123V54H121ZM138 55L139 54H137V57L136 58H138ZM145 55V54H144ZM147 55V54H146ZM145 55V56H146ZM156 55H157V52H156ZM219 55H222V53H220V54H218V55H216L215 54V56H219ZM227 55H229V54H227ZM249 55V54H248ZM31 56V55H30ZM37 56V55H36ZM45 56V55H44ZM43 56V57H44ZM51 56V55H50ZM73 56V55H72ZM100 56V54L99 55H97V58ZM107 56V55H106ZM114 56H111V57H114ZM125 56V55H124ZM150 56V55H149ZM164 56V55H163ZM168 56V55H167ZM179 56V55H178ZM194 56V55H193ZM196 56V55H195ZM214 56V55H213ZM223 56V55H222ZM225 56V55H224ZM233 56V55H232ZM237 56V55H236ZM235 56V57H236ZM244 56H245V54H244ZM244 56H243V59H245L244 58ZM250 56V55H249ZM259 56V55H258ZM3 57V56H2ZM1 57V58H2ZM6 57V56H5ZM16 57V56H15ZM43 57H42V59H43ZM47 57V56H46ZM55 57V56H54ZM66 57V56H65ZM69 57V56H68ZM71 57V56H70ZM69 57V58H70ZM74 57V56H73ZM76 57V56H75ZM84 57V56H83ZM83 57H79L80 59L79 60H83L84 58ZM92 57V56H91ZM107 57H109V55L107 56ZM107 57H106V59H107ZM129 57V56H128ZM165 57V56H164ZM256 57V56H255ZM21 58V57H20ZM20 58L18 59V60H20ZM34 58V57H33ZM67 58V57H66ZM69 58H67V59H69ZM123 58V57H122ZM135 58V57H134ZM135 58V59H136ZM157 58V57H156ZM163 58V57H162ZM214 58V57H213ZM223 58V57H222ZM3 59V58H2ZM1 59V60H2ZM31 59V58H30ZM30 59H29V61L28 62H30ZM45 59V58H44ZM44 59H43V62H45L44 61ZM49 59V58H48ZM58 59V58H57ZM61 59H63V58H61ZM71 59V58H70ZM74 59V58H73ZM78 59V58H77ZM86 59V58H85ZM109 59V58H108ZM115 58H113V60H114ZM119 59V58H118ZM151 59V58H150ZM153 59H154V57H153ZM153 59H151V60H153ZM157 59V60H158ZM263 59V58H262ZM261 59V60H262ZM0 60V61H1ZM3 60H5V59H3ZM7 60V59H6ZM5 60V61H6ZM12 60H14L13 58H12ZM41 60V59H40ZM45 60H47V59H45ZM91 60V59H90ZM98 60H101L100 58L98 59ZM119 60H121V58L119 59ZM123 60H124V58H123ZM122 60V61H123ZM129 60H131V59H129ZM128 60V62H130ZM154 60H156V59H154ZM181 60V59H180ZM179 60V61H180ZM200 60V59H199ZM218 60V59H217ZM223 60V59H222ZM238 60V59H237ZM236 60V61H237ZM246 60V59H245ZM260 59H257L256 58V60L255 61H259ZM23 61H25L24 59L22 60V62ZM42 61V60H41ZM41 61H39V62H37L36 64H38L39 66H40V62ZM54 61H56V60H54ZM53 61V62H54ZM60 61V63H62V61L61 60H59ZM78 61V60H77ZM114 61H116V60H114ZM122 61L120 62L121 64H122ZM127 61V60H126ZM135 61V60H134ZM224 61V60H223ZM263 61V60H262ZM2 62V61H1ZM7 62H8V60H7ZM13 62V61H12ZM32 62L34 63V61L32 60ZM53 62H51L52 64L51 65H54V63ZM73 62V61H72ZM80 62H82V61H80ZM88 62H90V61H88ZM100 62V61H99ZM98 62V63H99ZM149 62V61H148ZM181 62V61H180ZM195 62H197V61H195ZM198 62H201V61H198ZM240 62H242V61H240ZM19 63V65H21L20 64V62H18ZM25 62H23L22 63V65L20 66V67H22L23 66V64H24ZM31 63V62H30ZM65 63V62H64ZM63 63V64H64ZM134 63V62H133ZM132 63V64H133ZM141 63V62H140ZM156 63H157V61H156ZM202 63V62H201ZM255 63V62H254ZM3 64V63H2ZM2 64H0V65H2ZM6 64V63H5ZM11 64V63H10ZM14 64V63H13ZM35 64V65H36ZM57 64H58V62H57ZM63 64H61L62 65V67H63ZM72 64H77V63H72ZM93 64V63H92ZM94 64H96L97 65V63H94ZM93 64V65H94ZM100 65L102 64L101 62L99 63ZM110 64H112V63H110ZM121 64H120V66L119 67H121ZM148 64V63H147ZM150 64V63H149ZM188 64V63H187ZM190 64V63H189ZM222 64V63H221ZM229 64V63H228ZM26 65H29V63H27V58H26ZM75 65H73L75 68H78V66L76 67ZM82 65V64H81ZM119 65V64H118ZM203 65V64H202ZM249 64H247L246 66H248ZM10 66V65H9ZM8 66V67H9ZM31 66V65H30ZM48 66V65H47ZM46 65H45V63H44V65H42V67L39 69L40 71H39V74H33V73H29V72H25V71H21L22 69L20 68V67H17V71H16V76H18L19 77V79L21 78L22 79V82H23V84L21 85V87H20V91L21 92H23V93H26L28 96L30 95L31 97H29L30 99L31 98H33L34 96H36V95H38V94H42V92L43 91H50V90H57V88H58V86H59V84L58 83H60V82H58V77H57V75L55 74V75H52L51 74V70L47 67ZM58 66H59V70H60V64H58ZM69 66H72V65H69ZM86 66V64L84 63L83 64V68ZM105 66V65H104ZM134 66V65H133ZM188 66V65H187ZM195 66H197V65H195ZM204 66V65H203ZM212 66V65H211ZM227 66V65H226ZM238 66H240V65H238ZM7 67V68H8ZM16 67V66H15ZM50 67V66H49ZM55 67V66H54ZM54 67H52V68H54ZM74 67H71V68H74ZM79 67H81V66H79ZM88 67H93V66H88ZM87 67V68H88ZM105 67H107V66H105ZM125 66H123V68H124ZM150 67V66H149ZM158 67V66H157ZM180 67V66H179ZM185 67V66H184ZM224 67V66H223ZM230 67V66H229ZM233 68H234V66H232ZM242 67V66H241ZM258 67V66H257ZM0 68H2V66H0ZM30 67H28V69H29ZM86 68V69H87ZM94 68V67H93ZM95 68H98V67H95ZM104 68V67H103ZM129 68H131V67H129ZM164 68V67H163ZM195 68V67H194ZM201 68H203V67H201ZM219 68V67H218ZM225 68V67H224ZM227 68H228V66H227ZM226 68V69H227ZM231 68V67H230ZM242 68H244V67H242ZM249 68V67H248ZM250 68H252V67H250ZM19 69H21V70H19ZM26 69V68H25ZM25 69H23V70H25ZM33 69V68H32ZM80 69V68H79ZM109 69H111L110 67H109ZM114 69V68H113ZM117 69V68H116ZM127 70H128V68H126ZM168 69H169V67H168ZM232 69V68H231ZM230 69V70H231ZM245 69V68H244ZM264 69V68H263ZM2 70V69H1ZM0 70V71H1ZM4 70V69H3ZM6 70H11V69H6ZM38 69H36V71H37ZM58 70V71H59ZM62 70V69H61ZM65 70H69V69H65ZM64 70V71H65ZM74 70V69H73ZM89 70V69H88ZM95 70V69H94ZM99 70V69H98ZM105 70V69H104ZM118 70V69H117ZM121 70V69H120ZM172 70V69H171ZM180 70H184L183 68H181ZM192 70V69H191ZM191 70H190V72H191ZM196 70V69H195ZM204 70V69H203ZM217 70V69H216ZM236 70V69H235ZM242 70V69H241ZM245 70H247V69H245ZM245 70H242L241 71V74H239V75H241L242 77H245V76H247L248 74H250V72H247V71H245ZM12 71H14V70H12ZM30 71H34V70H30ZM63 71V72H64ZM70 71V70H69ZM80 71V70H79ZM93 71V70H92ZM102 71V70H101ZM119 71V70H118ZM135 71V70H134ZM142 71H143V69H142ZM178 71V70H177ZM185 71V70H184ZM196 71H198V70H196ZM239 71V70H238ZM250 71V70H249ZM253 71V70H252ZM251 71V72H252ZM255 71V70H254ZM4 72H6L5 70H4ZM38 72V71H37ZM74 72V71H73ZM94 72V71H93ZM109 72V71H108ZM166 72V71H165ZM174 72H176V71H174ZM179 72V71H178ZM199 72V71H198ZM203 72V71H202ZM212 72V71H211ZM215 72V71H214ZM213 72V73H214ZM217 72V71H216ZM221 72V71H220ZM229 72V71H228ZM227 72V73H228ZM258 72V71H257ZM262 72H264V71H262ZM1 73V72H0ZM6 73H8V72H6ZM60 74L61 72H57V74ZM76 73V72H75ZM74 73V74H75ZM77 73H79L78 72V70H77ZM95 73H96V71H95ZM100 74H101V72H99ZM117 73V72H116ZM128 73V72H127ZM130 73H131V71H130ZM135 73V72H134ZM156 73H157V71H156ZM181 73V72H180ZM195 73V72H194ZM193 73V74H194ZM210 73V72H209ZM224 74L226 73V72H223ZM232 74H233V72H231ZM231 73H229V74H231ZM252 73H254V72H252ZM2 74V73H1ZM10 74H11V72H10ZM80 74V73H79ZM83 74H84V71H83ZM89 74H90V72H89ZM88 74V75H89ZM108 74V73H107ZM110 74V73H109ZM119 74H120V72H119ZM150 74V73H149ZM169 74V73H168ZM182 74V73H181ZM186 74V73H185ZM187 74H190V73H188V71H187ZM215 74V73H214ZM214 74H212V75H214ZM238 74V73H237ZM13 75H15V74H12L11 76H13ZM62 75V74H61ZM66 75H67V73H66ZM70 75L71 74H69V77H70ZM78 75V74H77ZM91 75V74H90ZM95 75V74H94ZM111 75L113 76V73L111 72ZM111 75H110V77H111ZM117 74H115V76H116ZM125 75V74H124ZM130 75V74H129ZM133 75V74H132ZM170 75H172V74H170ZM190 75H192V74H190ZM209 75V74H208ZM262 75V74H261ZM6 76V75H5ZM9 76V75H8ZM74 76H76V74L75 75H73V78L72 79H76V78H74ZM81 76V75H80ZM79 76V77H80ZM92 76V75H91ZM96 76V75H95ZM99 76V75H98ZM98 76H96L97 78H95V80L96 79H98ZM127 76V75H126ZM154 76V75H153ZM152 76V77H153ZM166 76V75H165ZM172 76H174V75H172ZM179 76V75H178ZM193 76V75H192ZM227 76V75H226ZM7 77V76H6ZM72 77V76H71ZM86 77V76H85ZM93 77V76H92ZM130 77H132L131 75H130ZM167 77V76H166ZM184 77V76H183ZM185 77H189V76H185ZM194 77H196V76H194ZM214 77V76H213ZM223 77H224V75H223ZM251 77V76H250ZM252 77H254V75L252 76ZM251 77V78H252ZM61 79L63 78V76L62 77H60ZM81 78H83V77H81ZM80 78V79H81ZM126 78H128V77H126ZM135 78V80H136V78L138 79V78H140V76L139 77H134ZM142 78V77H141ZM147 78H149V75H148V77ZM146 78V79H147ZM155 78H157V77H155ZM172 79L171 80H173V77H171ZM222 78V77H221ZM232 78V77H231ZM240 78V77H239ZM238 78V79H239ZM4 79V78H3ZM78 79V78H77ZM92 79V78H91ZM99 79H100V76H99ZM106 79H108V78H106ZM106 79L104 80V82L106 83ZM111 79V78H110ZM143 79V78H142ZM153 79V78H152ZM184 79V78H183ZM210 79V78H209ZM209 79H207V77H206V80H208V81H210ZM214 79V78H213ZM7 80V79H6ZM82 80V79H81ZM112 80H115V79H113L112 78ZM177 80V79H176ZM203 80V79H202ZM215 80H217L218 81V79H215ZM214 80V81H215ZM220 80V79H219ZM230 80H232V79H230ZM244 80V79H243ZM248 80H251V79H248L247 78V81ZM8 81V80H7ZM108 81H109V79H108ZM126 81V80H125ZM128 81V80H127ZM146 81H150V80H146ZM183 81V80H182ZM189 81H190V78H189ZM211 81H212V77H211ZM236 81H239V80H236ZM242 81V80H241ZM245 81V80H244ZM247 81H245V82H243V84L244 83H246ZM252 81H253V78H252ZM4 82V81H3ZM9 82V81H8ZM19 82H20V80H19ZM69 82V84H70V81H68ZM92 82H94V81H92ZM132 82H134V81H132ZM220 82V81H219ZM218 82V83H219ZM228 82V81H227ZM263 82H264V80H263ZM61 83H62V80H61ZM79 83H81L80 81H79ZM79 83H77V84H79ZM90 83V82H89ZM108 83V82H107ZM116 83V82H115ZM147 83V82H146ZM166 83V82H165ZM168 83V82H167ZM172 83V82H171ZM170 83V84H171ZM182 83V82H181ZM205 83V82H204ZM212 83V82H211ZM215 83V82H214ZM224 83V82H223ZM229 83V82H228ZM237 83H239V82H237ZM248 83H251V82H248ZM259 83V82H258ZM258 83H255L256 84V86H257V84ZM82 84V83H81ZM84 84V83H83ZM101 84V83H100ZM123 84V83H122ZM129 84H130V82H129ZM132 84V83H131ZM130 84V85H131ZM135 84V83H134ZM134 84H132V85H134ZM137 84V83H136ZM148 84V83H147ZM153 84V83H152ZM163 84H164V82H163ZM169 84V83H168ZM173 84V83H172ZM176 84V83H175ZM180 84V83H179ZM178 84V85H179ZM195 84H196V82H195ZM213 84V83H212ZM253 84V83H252ZM262 84V83H261ZM7 85H8V83H7ZM6 85V86H7ZM63 85V84H62ZM64 85H66V84H64ZM63 85V86H64ZM67 85H68V83H67ZM87 85V84H86ZM91 85V84H90ZM89 85V86H90ZM98 85V84H97ZM115 85V84H114ZM143 85V84H142ZM193 85V84H192ZM254 85V84H253ZM259 85V84H258ZM3 86H5V85H3ZM72 86V85H71ZM82 86H85V85H82ZM81 86V87H82ZM144 86V85H143ZM148 86H149V84H148ZM168 86V85H167ZM170 86V85H169ZM232 86V85H231ZM255 86V85H254ZM19 87V86H18ZM70 87V86H69ZM76 87V86H75ZM93 87V86H92ZM101 87V86H100ZM135 87V86H134ZM138 87V86H137ZM137 87H135V88H137ZM145 87V86H144ZM146 87H147V85H146ZM162 87H164V86H162ZM175 87H176V85H175ZM174 87V88H175ZM179 87H180V85H179ZM190 87V86H189ZM191 87H193V86H191ZM257 87H259V86H257ZM67 88V87H66ZM83 88V87H82ZM88 88V87H87ZM90 88V87H89ZM88 88V89H89ZM96 88H97V86H96ZM112 88H114V87H112ZM118 88V87H117ZM122 88V87H121ZM121 88H120V90H121ZM135 88H133V89H135ZM177 88H178V86H177ZM182 88V87H181ZM205 88V87H204ZM210 88V87H209ZM215 88V87H214ZM239 88V87H238ZM237 88V89H238ZM256 88V87H255ZM254 88V89H255ZM68 89V88H67ZM67 89H65V90H67ZM70 89H72V88H70ZM79 89H81V88H79ZM87 89V90H88ZM91 89V88H90ZM145 89V88H144ZM149 89V88H148ZM159 89H160V87L158 88V92H157V90H156V93H160L159 92ZM169 89V88H168ZM191 89V88H190ZM193 89H195V88H193ZM203 89V88H202ZM219 89H220V87H219ZM234 89V88H233ZM240 89H242V86H241V88ZM245 89H247L246 87L244 88V90ZM72 90H74L75 91V89H72ZM151 90V89H150ZM150 90H147L148 92L150 91ZM165 90H166V87H165ZM164 90V91H165ZM180 90V89H179ZM224 90V89H223ZM62 91V90H61ZM70 92H71V90H69ZM76 91H78V89H76ZM89 91V90H88ZM87 91V92H88ZM92 91V90H91ZM98 91V90H97ZM113 91V90H112ZM115 91V90H114ZM124 91V90H123ZM146 90H144V91H142V92H145ZM170 91V90H169ZM184 90H182V92H183ZM192 91V90H191ZM221 91V90H220ZM248 91H250V90H248ZM259 91H261V90H259ZM259 91H258V93H259ZM15 92V91H14ZM68 92V91H67ZM69 92V93H70ZM87 92H84V93H87ZM105 92V90L103 91V93ZM111 92V91H110ZM141 92V93H142ZM150 92H152V91H150ZM177 92H179L178 90H177ZM181 92V93H182ZM189 92V91H188ZM194 92V91H193ZM229 92V91H228ZM102 93V94H103ZM125 93H127V92H125ZM165 93V92H164ZM163 93V94H164ZM210 93V92H209ZM211 93H213V92H211ZM224 93V92H223ZM227 93V92H226ZM235 93V92H234ZM242 93V92H241ZM257 93V92H256ZM255 93V94H256ZM262 93V92H261ZM18 94V93H17ZM74 94V93H73ZM72 94V95H73ZM106 94V93H105ZM142 94H145V93H142ZM154 94V93H153ZM157 94V96H159ZM166 94L167 93H165V96H166ZM169 94H170V92H169ZM194 94H195V92H194ZM221 94V93H220ZM225 94V93H224ZM231 94V93H230ZM254 94V93H253ZM254 94V95H255ZM2 95V94H1ZM13 96H16V95H14V94H12ZM11 95V96H12ZM20 95V94H19ZM27 95H25V96H27ZM45 95H47V94H45ZM51 96H53V94H50ZM49 94H48V97L50 96ZM66 95V94H65ZM64 95V96H65ZM81 95H82V93H81ZM87 95V94H86ZM112 95V94H111ZM119 95H122V94H119ZM146 95H147V93H146ZM156 95V94H155ZM175 95V94H174ZM177 95V94H176ZM191 95V94H190ZM197 95H199V94H197ZM216 95V94H215ZM231 95H233V94H231ZM247 95H249V93H247ZM247 95H245V96H247ZM260 95V94H259ZM9 96V95H8ZM18 96V95H17ZM25 96H23L24 98H27V97H25ZM84 96V95H83ZM148 96V95H147ZM149 96H151V98H153L154 97V95H151V93H150V95ZM164 96V95H163ZM185 96V95H184ZM209 96H211V95H209ZM226 96H228V95H226ZM244 96V95H243ZM258 96V95H257ZM262 95H260V97H261ZM1 97V96H0ZM87 97V96H86ZM102 97H103V95L100 97L101 99H102ZM107 97V96H106ZM113 97V96H112ZM115 97H119V96H114V98ZM168 97V96H167ZM169 97H170V95H169ZM168 97V98H169ZM182 98H183V96H181ZM198 97V96H197ZM237 97V96H236ZM249 98L251 97V98H254L255 96H248ZM259 97V98H260ZM15 97H13V99H14ZM17 98V97H16ZM36 98H38L37 96H36ZM49 98H51V97H49ZM70 98V97H69ZM69 98H66V99H69ZM72 98V97H71ZM71 98H70V101H71ZM73 98H74V95H73ZM100 98H99V93L97 94V93H92V94H90V96H89V101H87V103L85 104V105H87L88 107L89 106H95V105H98L99 104V101H100ZM104 98V97H103ZM147 98H149V97H147ZM151 98H149V99H151ZM156 98V97H155ZM160 98H162L163 99V97H160ZM170 98H172V97H170ZM182 98H180V100L182 99ZM186 98V97H185ZM220 98H221V96H220ZM240 98H242V97H239V99ZM250 98V99H251ZM258 98V99H259ZM20 99V98H19ZM29 99V100H30ZM52 99H54V97L52 98ZM51 99V100H52ZM75 99H76V97H75ZM87 99V98H86ZM107 99V98H106ZM120 99V98H119ZM118 99V100H119ZM124 99V98H123ZM136 99L138 100V97H136ZM139 99H140V97H139ZM145 99V98H144ZM192 98H190L189 100H191ZM207 99V98H206ZM223 99V98H222ZM239 99H234V100H236V102H237V100L239 101ZM102 100H104V99H102ZM117 100V101H118ZM147 100V99H146ZM171 100V99H170ZM197 100H198V98H197ZM204 100H205V98H204ZM211 100V98L210 99H208V101H210ZM229 99H227V101H228ZM230 100H231V98H230ZM256 100V99H255ZM254 100V101H255ZM17 101H19L18 100V98H17V100H16V102ZM38 101V100H37ZM43 101V100H42ZM46 101V100H45ZM45 101H44V103H45ZM54 101V100H53ZM104 101H106L107 102V100H104ZM104 101H102V102H104ZM110 100H108V102H109ZM119 101H121V100H119ZM160 101V100H159ZM165 101H167V100H165ZM196 101V100H195ZM218 101V100H217ZM216 101V102H217ZM220 101V100H219ZM223 101V100H222ZM253 101V100H252ZM251 101V102H252ZM253 101V102H254ZM262 101V100H261ZM20 102H24V105H25V100H23V101H20ZM20 102H19V104H20ZM27 102H29V101H27ZM101 102V103H102ZM122 102V101H121ZM138 102H139V100H138ZM150 102V101H149ZM153 102V101H152ZM156 102H158V100L156 101ZM162 102V101H161ZM176 102V101H175ZM184 102H186V101H184ZM197 102H199V101H197ZM204 102V101H203ZM230 102V101H229ZM39 103V102H38ZM41 103H43V102H41ZM50 103V102H49ZM66 103H68V102H66ZM71 103V102H70ZM100 103V104H101ZM111 103V102H110ZM109 103V104H110ZM172 103V102H171ZM187 103V102H186ZM189 103H192V102H189ZM188 103V104H189ZM222 103V102H221ZM238 103V102H237ZM239 103H241L240 101H239ZM249 104L250 103V100L249 101H247L245 104ZM10 104H11V102H10ZM105 104V103H104ZM103 104V105H104ZM124 104H126V103H124ZM128 104V103H127ZM160 104H162V103H160ZM164 104V103H163ZM167 104V103H166ZM173 104V103H172ZM188 104H186V105H188ZM204 104V103H203ZM220 104V103H219ZM234 104H236V103H234ZM244 104V103H243ZM247 104V105H248ZM253 104V103H252ZM24 105H22V106H24ZM39 105V104H38ZM55 105V104H54ZM83 105V104H82ZM102 105V104H101ZM116 105V104H115ZM114 105V106H115ZM119 105H120V102H119ZM152 105V104H151ZM158 105V104H157ZM168 105V104H167ZM264 105V104H263ZM25 106H27V105H25ZM24 106V107H25ZM37 106V105H36ZM43 106H45V105H43ZM53 106V105H52ZM59 106H60V103H59ZM63 106H64V104H63ZM87 106H86V108H87ZM130 106V105H129ZM143 106V105H142ZM172 106H174V104L172 105ZM193 106V105H192ZM196 106V105H195ZM199 106H202V104H199ZM218 106V105H217ZM233 106V105H232ZM239 106V105H238ZM251 106V105H250ZM32 107V108H31ZM30 108V110L28 111L26 108L24 109V108H22L21 107V105H15L13 108L14 109H10V110H8V112H7V110H5V109H0V124L2 123L4 126V131L6 130V129H10V128H14V126H16V125H18L19 123H24V124H26V125H28V127H29V123H28V116H29V114L31 113L32 115L34 114V113H36V112H34V106H31ZM50 107V106H49ZM56 107H58V104H57V106ZM55 107V108H56ZM119 106L117 105V107H116V109L118 108ZM157 107V106H156ZM165 107V106H164ZM168 107V106H167ZM182 107V106H181ZM186 107H188V106H186ZM198 107V106H197ZM204 107V106H203ZM210 107H212L213 108V104H212V106H210ZM225 107H227V106H225ZM246 107V106H245ZM248 107V106H247ZM261 107V106H260ZM263 107V106H262ZM42 107H40L39 109H41ZM46 108V107H45ZM58 108H60V107H58ZM86 108H84L83 107V109H86ZM93 108V107H92ZM98 108V107H97ZM127 108V107H126ZM125 108V109H126ZM150 108V107H149ZM169 108H172V107H169ZM168 108V110H170ZM175 109H179V108H176V107H174ZM231 108V107H230ZM235 108V107H234ZM234 108H233V110H234ZM237 108V107H236ZM54 109V108H53ZM64 109V108H63ZM66 109H68V108H66ZM81 109V107L79 108V110ZM94 109V108H93ZM92 109V110H93ZM131 109V108H130ZM175 109H173V110H175ZM184 109V108H183ZM182 109V110H183ZM187 109V108H186ZM200 109V108H199ZM213 109H215V106H214V108ZM250 109H252L253 110V107L252 108H250ZM36 110H38V108L36 109ZM45 110V109H44ZM57 110H59V109H57ZM95 110V109H94ZM100 110V109H99ZM119 110V109H118ZM150 110V109H149ZM181 110V111H182ZM185 110V109H184ZM210 110H212V109H210ZM209 110V111H210ZM249 110V109H248ZM251 110V111H252ZM40 112L42 111V110H39ZM164 111H166V110H164ZM178 111V110H177ZM224 111V110H223ZM230 111H231V109H230ZM239 111H242L241 109L239 110ZM258 111H260V110H258ZM262 111V110H261ZM7 113V114H5V116H7V118H8V121L7 122H3V119H4V113ZM38 112V111H37ZM49 112V111H48ZM54 112H56V111H54ZM58 112V111H57ZM64 112V111H63ZM66 112V111H65ZM64 112V113H65ZM116 112V111H115ZM140 112V111H139ZM147 111H145V113H146ZM159 112H161V111H159ZM183 112V111H182ZM188 112V111H187ZM186 112V113H187ZM192 112V111H191ZM217 112V111H216ZM249 112V111H248ZM263 112V111H262ZM261 112V113H262ZM46 113H47V111H46ZM51 113V112H50ZM78 113V112H77ZM98 113V112H97ZM100 113V112H99ZM98 113V114H99ZM113 113V111L111 112V114ZM143 113V112H142ZM148 113V112H147ZM152 113H154V112H152ZM165 113H167V112H165ZM200 112H198L197 114H199ZM205 113H207V112H205ZM224 113V112H223ZM240 113V112H239ZM242 113H244V112H242ZM253 113V112H252ZM71 114V113H70ZM93 114V113H92ZM104 114V113H103ZM102 114V115H103ZM108 114V113H107ZM167 114H169V112L167 113ZM167 114L165 115V116H167ZM171 114H174V113H171ZM184 114V113H183ZM201 114V113H200ZM212 114H214V112L212 113ZM235 114V113H234ZM234 114H232L233 116H234ZM263 114V113H262ZM261 114V115H262ZM51 115V114H50ZM52 115H55V114H52ZM69 115V114H68ZM72 115H73V113H72ZM146 115V114H145ZM153 115V114H152ZM163 115V114H162ZM161 115V116H162ZM177 115V114H176ZM175 115V116H176ZM187 115V114H186ZM192 115V114H191ZM202 115V114H201ZM208 115V113L205 115V116H207ZM222 115V114H221ZM220 114L219 115H216L215 117H217V116H221ZM252 115H254V114H252ZM260 115V116H261ZM44 116H46V117H44L45 118V120L43 121L42 119H41V116H39L40 117V119H41V123H40V125H39V127H36L37 128V131L35 132V134L31 137V140H32V143H31V146H29L30 147V150H29V152H22V151H20V149H19V138H18V136L17 137H15V138H11V137H8V136H3V137H1L2 138V140H0V264H118V262L119 263H121V264H145L146 262V260L144 259V258H147V256H151L152 258H153V256L155 257V260L158 262V264H264V223L260 220H257L256 219V217L255 216H251L252 214H248L249 212H247L248 210H247V208H246V210H245V207H244V202H243V198H245V195L246 194H248L250 191H249V188L250 187H253L254 185H257V184H260L261 183V180L262 179H264V167H261V168H259V169H257V170H255V172H252V174L251 175H249V177L246 179V185L245 186H243V187H240V188H238V189H236V191H237V194H236V197H233L232 195H229V194H226V196H224V197H222V199H220L219 201H218V203L216 204L217 206H215V207H217L216 208V210L214 211H210V209L208 210V213H207V215H206V219L204 218L205 217V215H204V217L202 216L201 218H204L205 219V221H206V224L205 225H202V227H204L203 229H200V230H203L197 237V241L196 242H194V240H196L195 239V237L193 236V235H195V233L191 236L190 234H188V235H190L191 237H194V240L191 238V237H187V235H186V233L184 232V231H181V232H179L180 230L178 229V227L177 226H175V227H177V230H179V231H177V232H172L169 228H167V226H164L163 224L161 225V223H158V222H156V223H154V220H155V218L157 217V212H159V214H160V211L158 210V209H156L155 208V206H154V202L153 203H151L149 206H147L146 208H144V210L143 211H141V212H139V215L137 216V218H136V221L135 222H133V224L135 223L136 224V226H137V224H138V226H140L141 228L143 227L144 229H150L152 232H154V236L156 237V238H161V239H159V242H162V244H159V246L161 245V247H155L154 246V243H156L157 244V242H154L153 243V248H152V253H151V255L149 254L148 255V253H147V251L145 252V250L147 249L144 245H145V243L146 242H144V243H141L139 240H137L136 239V237L135 236H129V234L128 235H126L127 234V232H129V231H127L126 232V234L124 235V234H122V235H115V236H108V234H109V230H107V232L105 231V232H103V231H101L102 229H97L95 226H92V219L91 220H89V219H86V220H81V218L79 219L78 217H75L74 215H72V211H71V209L69 208V204H67V197L66 196H70L71 197V195L69 194L68 195V193H72V192H74V190H76L73 186H69L68 184L70 183L69 181H68V179H71L72 177H70V178H68V173H67V170H66V165L67 164H69V162L70 163H72L73 162V159H74V152H75V149H76V147H75V145L76 144H73V143H70V141H68L67 142V145L65 146V148H66V150H64L65 148H64V146H63V144L61 145V143L60 142H62V140H60V139H58L59 137H57V135H56V133L58 132V130L59 129H56V127H55V125H58V124H62L61 122L60 123H58V124H56V122H55V124H53V122H51V117L50 116H47L46 114H44ZM59 117H60V115H58ZM61 116H63V115H61ZM77 116V115H76ZM80 116H82V115H80ZM96 115H94V117H95ZM108 116H110V115H108ZM143 116V115H142ZM141 116V117H142ZM147 116H149V115H147ZM181 116H183V115H181ZM193 116V115H192ZM195 116V115H194ZM204 116V117H205ZM212 116V115H211ZM214 116V115H213ZM243 116V115H242ZM251 116V115H250ZM257 116V115H256ZM43 117V116H42ZM65 117V116H64ZM69 117H70V115H69ZM111 117V116H110ZM109 117V118H110ZM114 117H116V116H114ZM120 117V116H119ZM137 117V116H136ZM141 117H140V120H141ZM150 117H151V115H150ZM171 118L173 117V116H170ZM180 117V116H179ZM209 117V116H208ZM207 117V118H208ZM215 117H214V119H215ZM32 118V117H31ZM34 118V117H33ZM54 118V117H53ZM63 118V117H62ZM72 117H70V119H71ZM86 118V117H85ZM97 118V117H96ZM118 118V117H117ZM122 118V117H121ZM171 118H170V120H171ZM174 118V117H173ZM189 118V117H188ZM211 118V117H210ZM231 118V117H230ZM234 118V117H233ZM255 118V117H254ZM259 118V117H258ZM65 119V118H64ZM69 119V120H70ZM73 119V118H72ZM71 119V120H72ZM82 119V118H81ZM123 119V118H122ZM178 119V118H177ZM195 119V118H194ZM196 119H197V117H196ZM195 119V120H196ZM209 119V118H208ZM217 119V118H216ZM223 119V118H222ZM262 119H264V116H263V118ZM55 120H56V117H55ZM58 120V119H57ZM66 120V119H65ZM88 120V119H87ZM135 120V119H134ZM143 120V119H142ZM180 120V119H179ZM189 120V119H188ZM207 120V119H206ZM213 120V119H212ZM212 120H211V122H212ZM219 120V119H218ZM235 120V119H234ZM233 120V121H234ZM245 120V119H244ZM250 120V119H249ZM248 120V121H249ZM6 121V120H5ZM31 121H34V120H31ZM40 121V120H39ZM64 121V120H63ZM73 121V120H72ZM80 121V120H79ZM111 121V120H110ZM115 121V120H114ZM157 121V120H156ZM171 121H173V119L171 120ZM197 121V120H196ZM195 121V122H196ZM203 122H205L204 120H202ZM236 121H238V120H236ZM251 121V120H250ZM254 121V120H253ZM252 121V122H253ZM264 121V120H263ZM76 122V121H75ZM88 122V121H87ZM98 122V121H97ZM120 122V121H119ZM135 122V121H134ZM158 122V121H157ZM176 122H179V121H176ZM183 122V121H182ZM191 122V121H190ZM198 122V121H197ZM216 122V121H215ZM221 122L223 123V120L221 121H219L218 122V125H220L221 124ZM67 123H68V121H67ZM86 123V122H85ZM89 123H90V121H89ZM88 123V124H89ZM93 123V122H92ZM95 123V122H94ZM102 123H104V121H102ZM114 123V122H113ZM144 123V122H143ZM146 123V122H145ZM173 123V122H172ZM193 123V122H192ZM191 123V124H192ZM200 123H202V122H200ZM200 123L198 124L199 126H200ZM209 123V122H208ZM220 123V124H219ZM235 123V122H234ZM248 123V122H247ZM35 124V123H34ZM66 124V123H65ZM82 124V123H81ZM87 123L85 124V126H84V128L86 127V125H88ZM98 124H100L99 122H98ZM105 124V123H104ZM104 124H102V125H104ZM109 123H106V125H108ZM112 124V123H111ZM110 124V126H112ZM142 124V123H141ZM195 124V123H194ZM225 124V123H224ZM228 124V123H227ZM245 124V123H244ZM249 124V123H248ZM255 124V123H254ZM92 125H94V124H92ZM91 125V126H92ZM105 125V126H106ZM118 125V124H117ZM155 125V124H154ZM156 125H157V127H161V125H162V123H161V125H158L157 123H156ZM169 125V124H168ZM173 125H174V123H173ZM181 125V124H180ZM184 125H186V124H184ZM189 125V124H188ZM202 125H205V124H202ZM214 125H215V123H214ZM222 125V124H221ZM226 125V124H225ZM229 125V124H228ZM237 125V124H236ZM239 125H241L240 124V122H239ZM249 125H253V123H251V124H249ZM255 125H257V124H255ZM24 126V125H23ZM21 127V129L22 128H25L26 129V127ZM95 126V125H94ZM115 126V125H114ZM124 126V125H123ZM132 126V125H131ZM136 126V125H135ZM163 127L164 126H166V123H165V125H162ZM193 126V125H192ZM192 126H190V127H192ZM206 126H208V125H206ZM211 126H213L212 124H211ZM223 126V125H222ZM247 126V125H246ZM35 127V126H34ZM33 127V128H34ZM66 127V126H65ZM108 127V126H107ZM113 127V126H112ZM112 127H111V130H113L112 129ZM119 127V126H118ZM121 127V126H120ZM154 127H156V126H154ZM163 127H161V128H163ZM168 127H170V126H168ZM188 127V126H187ZM219 127V126H218ZM247 127H249V126H247ZM36 128H34V129H36ZM81 128V127H80ZM89 128V127H88ZM87 128V130L86 129H83V130H86V132L87 131H89L90 130V132H93V131H91V129H88ZM106 128V127H105ZM104 128V129H105ZM126 128V127H125ZM153 127H151V129H152ZM181 128V127H180ZM186 128V127H185ZM193 128H194V126H193ZM192 128V129H193ZM202 128V127H201ZM205 128V127H204ZM202 129L203 131H205V129ZM230 129L231 128H233V126H230L229 127ZM237 128V127H236ZM240 128V127H239ZM244 128V127H243ZM255 128V127H254ZM25 129H22V130H25ZM28 129V128H27ZM30 129V128H29ZM28 129V130H29ZM33 129V130H34ZM95 129V128H94ZM100 129H101V127H100ZM108 129V128H107ZM127 129H129V127H127ZM136 129V128H135ZM145 129V128H144ZM164 129V128H163ZM166 129V128H165ZM165 129H164V131H165ZM188 129H189V127H188ZM187 129V130H188ZM192 129H190V130H192ZM253 128L251 127V130H252ZM260 129V128H259ZM262 130H263V128H261ZM32 130V131H33ZM83 130L82 131H80L81 133H83ZM97 130H99V129H97ZM109 130V129H108ZM110 130V131H111ZM161 130V129H160ZM170 130V129H169ZM189 130V131H190ZM194 130V133H197V132H195V129H193ZM196 130H198V129H196ZM200 130V129H199ZM211 130V129H210ZM214 130V129H213ZM223 130V129H222ZM243 130V129H242ZM248 130L250 131V129H247L246 131H245V134L246 133H248ZM256 130V129H255ZM21 131V130H20ZM19 131V132H20ZM103 131V130H102ZM107 131V130H106ZM147 131V130H146ZM158 132V130H155V132ZM163 131V130H162ZM171 131V130H170ZM173 131H174V129H173ZM179 131H181V130H179ZM189 131H188V133H189ZM216 131V129L213 131V132H215ZM224 131H226V130H224ZM227 131H229V130H227ZM231 131V130H230ZM233 131V130H232ZM238 131V130H237ZM1 132V131H0ZM25 132H27V131H25ZM76 132H79V131H76ZM109 132V131H108ZM115 132H118V131H115ZM120 132V131H119ZM122 132V131H121ZM134 132H136V131H134ZM133 132V133H134ZM140 132H142V131H139V133ZM161 132V131H160ZM165 132H169V131H165ZM165 132H162V133H164V135H165ZM172 132V131H171ZM191 132V131H190ZM193 132V131H192ZM211 132V131H210ZM251 132V131H250ZM253 132V131H252ZM256 132V131H255ZM2 133V132H1ZM0 133V134H1ZM3 133H6V132H3ZM28 133H29V131H28ZM34 133V132H33ZM88 134H89V132H87ZM102 133V132H101ZM132 132H130V133H128L127 135H130ZM132 133V134H133ZM146 133V132H145ZM174 134H175V131L173 132ZM177 133H179V132H177ZM186 133V132H185ZM209 133V132H208ZM221 133V132H220ZM223 133V132H222ZM18 134V133H17ZM22 134H24V133H22ZM21 134V135H22ZM86 134V133H85ZM91 134V133H90ZM107 134V133H106ZM111 134V133H110ZM110 134H108L109 136H111ZM124 135H125V133H123ZM131 134V135H132ZM137 134V133H136ZM149 134V133H148ZM159 134V133H158ZM203 134H205V132L203 133ZM206 134H207V131H206ZM205 134V135H206ZM212 134V132L209 134V135H211ZM215 134H217L216 132H215ZM234 134V133H233ZM256 134V133H255ZM254 133L252 134V136L253 135H255ZM257 134H259V133H257ZM70 136H73V138H74V135H76L75 133H74V135L73 134H69ZM80 135V133L78 134V136ZM105 135V134H104ZM171 135V134H170ZM173 135V134H172ZM171 135V136H172ZM188 135V134H187ZM197 134H195V135H191V136H196ZM214 135V134H213ZM12 136H14V135H12ZM77 135H76V137H77V140H79ZM90 136V135H89ZM93 136V135H92ZM102 136V135H101ZM107 136V135H106ZM115 136V135H114ZM118 136H120V135H118ZM132 136H134V135H132ZM130 137L131 139L133 138V137ZM150 136V135H149ZM155 136V138L157 137L156 135H154ZM153 136V137H154ZM179 136V135H178ZM202 136V135H201ZM219 136V135H218ZM234 136V135H233ZM20 137V136H19ZM22 137V136H21ZM23 137H25V135L23 136ZM26 137H28V136H26ZM63 137V136H62ZM61 137V138H62ZM65 137H68V136H65ZM64 137V138H65ZM75 137V138H76ZM87 137V136H86ZM93 137H95V136H93ZM124 137V136H123ZM123 137H121V139L123 138ZM128 137V138H129ZM151 137H152V135H151ZM196 137H198V136H196ZM206 137V136H205ZM225 137V136H224ZM227 137V136H226ZM255 137V136H254ZM257 137V136H256ZM262 137H264V135L262 136ZM98 138H101V137H98ZM105 138V137H104ZM119 138V137H118ZM127 138V139H128ZM140 138H142V137H140ZM150 138V137H149ZM159 138V137H158ZM164 138V137H163ZM172 138V137H171ZM175 138V137H174ZM173 138V139H174ZM180 138V137H179ZM228 138V137H227ZM69 139V138H68ZM161 139H162V137H161ZM161 139H159L160 141H161ZM181 139V138H180ZM188 139H190V138H188ZM240 139H241V137H240ZM248 138H246V140H247ZM253 139H255V138H253ZM257 139V138H256ZM27 140V139H26ZM69 140H71V139H69ZM73 140V139H72ZM86 140H88V139H86ZM115 140V139H114ZM113 140V143L111 144V145H113V146H117V147H119L118 146V144H123V142H117V140H115L114 141ZM124 140V139H123ZM137 140V139H136ZM154 140V139H153ZM168 140H170V139H168ZM172 140V139H171ZM175 141H176V139H174ZM173 140V141H174ZM182 140H184V139H182ZM196 140V139H195ZM194 140V141H195ZM214 140H216V138L214 139ZM218 140H220V139H218ZM243 140H245L244 138H243ZM245 140V141H246ZM60 141V142H59ZM82 141V140H81ZM84 141V140H83ZM105 141V140H104ZM119 141V140H118ZM122 141V140H121ZM133 141H135L134 139H132V143H135V142H133ZM139 141V140H138ZM141 141V140H140ZM139 141V142H140ZM144 141V140H143ZM143 141H141V142H143ZM149 141V140H148ZM163 141V140H162ZM198 141V140H197ZM205 141V140H204ZM256 141V140H255ZM255 141H254V143H255ZM21 142H23L22 140H21ZM86 142V144H88V145H90L91 144V140H88V141H85ZM85 142L84 143H82V145L84 144L85 145ZM124 142H125V140H124ZM137 142V141H136ZM177 142V141H176ZM180 142V141H179ZM189 142H190V140H189ZM199 142V141H198ZM198 142H196V143H198ZM207 142V141H206ZM224 142V141H223ZM227 142V141H226ZM243 142V141H242ZM247 142V141H246ZM250 142H252V140L250 141ZM257 142V141H256ZM63 143V142H62ZM79 143V142H78ZM128 143V142H127ZM154 143V142H153ZM162 143V142H161ZM195 143V144H196ZM230 143V142H229ZM228 143V144H229ZM264 143V142H263ZM65 144V143H64ZM80 144V143H79ZM109 144V143H108ZM122 144H121V146H120V148H122ZM155 144V143H154ZM193 144V143H192ZM191 144V145H192ZM213 144V143H212ZM216 144V143H215ZM227 144V145H228ZM238 143H236L235 145H237ZM245 144V143H244ZM249 144V143H248ZM256 144V143H255ZM99 145H101V144H99ZM102 145H104V143L102 144ZM111 145H110V147H111ZM130 145V144H129ZM133 145V144H132ZM137 145V144H136ZM141 145V144H140ZM148 145H150L149 143H148ZM156 145H157V143H156ZM163 145H164V142H163ZM162 144H161V146H163ZM168 145V144H167ZM173 145V144H172ZM214 145V144H213ZM221 145V144H220ZM239 145V144H238ZM258 145V144H257ZM91 146V145H90ZM106 146V145H105ZM123 146H126V148H127V146H128V144L127 145H123ZM145 146V145H144ZM151 146V145H150ZM158 146V145H157ZM160 146V145H159ZM174 146V145H173ZM179 146V145H178ZM177 146V147H178ZM193 146V145H192ZM240 146V145H239ZM238 146V147H239ZM248 146H250V145H248ZM252 146V145H251ZM262 146V145H261ZM28 147V148H29ZM80 147H82V146H80ZM86 147V146H85ZM91 147H93V146H91ZM90 147V148H91ZM99 147V146H98ZM102 147V146H101ZM104 147V146H103ZM108 147H109V145H108ZM132 147V146H131ZM131 147H129V149L131 148ZM139 147H141V146H139ZM148 147V146H147ZM152 147H154V146H152ZM193 147H195V146H193ZM208 147V146H207ZM213 147V146H212ZM228 147H229V145H228ZM234 147V146H233ZM83 148H84V146H83ZM88 149L89 151L91 150V149ZM112 148V147H111ZM183 148H185V147H183ZM187 148V147H186ZM188 148H190V147H188ZM196 148H197V146H196ZM209 148V147H208ZM226 148V147H225ZM27 149V148H26ZM81 149V148H80ZM133 149H134V146H133ZM133 149L132 150H130V151H133ZM137 149V148H136ZM150 149H151V147H150ZM153 149V148H152ZM163 149V148H162ZM178 148H176L175 150H177ZM191 149V148H190ZM220 149V148H219ZM232 149V148H231ZM253 149V148H252ZM254 149H255V146H254ZM253 149V150H254ZM54 150V151H53ZM60 150H62L63 152H64V154L63 155H60V157L59 158H56V159H54V160H51L53 163L51 164V166L48 168V167H46V163H47V161H48V156H49V154L52 152V153H54V152H58V151H60ZM87 150V149H86ZM103 149H101V151H102ZM139 150H140V148H139ZM173 148H170V147H165V149H163L162 151H160L161 152V161H162V165L166 162H169L171 159H172V156H173ZM179 150H180V148H179ZM182 150V149H181ZM208 150V149H207ZM233 150V149H232ZM248 150V149H247ZM256 150V149H255ZM81 151H84V150H81ZM80 151V152H81ZM111 151V150H110ZM116 151V150H115ZM114 151V152H115ZM127 151V150H126ZM126 151H124L125 153H126ZM146 151V150H145ZM188 151V150H187ZM192 151V150H191ZM210 151V150H209ZM222 151V150H221ZM220 151V152H221ZM245 151H246V148H245ZM248 151H251V150H248ZM71 152V153H70ZM76 152H78L77 150H76ZM106 152H107V148H106ZM159 151L156 153L155 152V154H156V156H157V154H159L160 153ZM181 152V151H180ZM186 152V151H185ZM194 152V151H193ZM208 152V151H207ZM228 152H230L229 150H228ZM227 152V153H228ZM241 152V151H240ZM253 152V151H252ZM255 153H256V151H254ZM51 153V154H52ZM83 153V152H82ZM81 153V154H82ZM84 153H88V151L86 152H84ZM108 153V152H107ZM135 153V152H134ZM177 153V152H176ZM175 153V154H176ZM181 153H183V152H181ZM196 153H197V151H196ZM211 153V152H210ZM215 153H218V152H215ZM250 153V152H249ZM80 154V155H81ZM103 154V153H102ZM124 154V153H123ZM122 154V155H123ZM139 154V153H138ZM144 154H146L145 152H144ZM143 154V155H144ZM154 154V151L153 150H151V151H149V152H147V154L146 155H144L145 157H142V158H144L145 160H144V162H145V164L147 165L149 162H150V160L152 159V156H154L155 155ZM174 154V155H175ZM203 154V153H202ZM208 154V153H207ZM235 154L236 153H234V156H235ZM251 154H253V153H251ZM259 154V153H258ZM55 156H56V154H54ZM108 156H110L109 154H107ZM116 155H117V152H116ZM126 155V154H125ZM129 155H131V154H129ZM192 155H194V153H192ZM196 155V154H195ZM194 155V156H195ZM201 155V154H200ZM204 155H205V152H204ZM219 155V154H218ZM231 155V154H230ZM239 155V154H238ZM248 155V154H247ZM261 155V154H260ZM52 156V155H51ZM54 156V157H55ZM77 156V155H76ZM83 156V155H82ZM81 156V157H82ZM91 156V158L93 159L92 161H96V163H97V160L99 159V158H101L100 156V154H99V150H92L90 153H89V156L88 157H90ZM103 156V155H102ZM115 156V155H114ZM127 157H128V155H126ZM133 156V155H132ZM131 156V157H132ZM135 156V155H134ZM142 156V155H141ZM155 156V157H156ZM180 156V155H179ZM182 156V155H181ZM190 156V155H189ZM189 156L187 157L188 159H189ZM197 156V155H196ZM202 156V155H201ZM201 156H199L200 158H201ZM213 156V155H212ZM249 156H251V155H249ZM258 156V155H257ZM262 156V155H261ZM83 157H85V156H83ZM82 157V158H83ZM104 157H105V154H104V156H103V160H105L104 159ZM116 157V156H115ZM154 157V158H155ZM158 157V156H157ZM183 157V156H182ZM199 157H195L194 159H198ZM214 157V156H213ZM224 157V156H223ZM232 157V156H231ZM238 157V156H237ZM236 157V158H237ZM253 157V156H252ZM259 157V156H258ZM108 158V157H107ZM118 158V157H117ZM139 158H140V156H139ZM192 158V157H191ZM225 158V157H224ZM229 158V157H228ZM250 158V157H249ZM52 159V158H51ZM79 159V158H78ZM111 159V158H110ZM109 159V160H110ZM126 159V158H125ZM133 159V158H132ZM184 159H186L185 158V156L183 157V160ZM210 159H211V157H208L207 158V160L206 161H210ZM218 159V158H217ZM227 159V158H226ZM230 159V158H229ZM240 159H241V157H240ZM245 159V158H244ZM254 159V157L251 159V160H253ZM260 159V158H259ZM262 159H264V158H262ZM90 160V159H89ZM108 160V161H109ZM116 160V159H115ZM130 160V159H129ZM128 160V161H129ZM133 160H135V159H133ZM153 160V159H152ZM175 160V159H174ZM182 160V159H181ZM201 160H202V158H201ZM231 160V159H230ZM233 160V159H232ZM234 160H236V159H234ZM243 160V159H242ZM131 161V160H130ZM129 161V162H130ZM139 161V160H138ZM137 161V162H138ZM195 161H197V160H195ZM194 161V162H195ZM198 161H200V160H198ZM197 161V162H198ZM215 161V160H214ZM213 161V162H214ZM256 161H258V160H256ZM262 161V160H261ZM77 162V161H76ZM84 162H86V161H84ZM91 162V161H90ZM99 162V161H98ZM112 162V161H111ZM110 162V163H111ZM120 162H122V161H120ZM128 162V163H129ZM183 162H185V160L183 161ZM187 162H188V160H187ZM212 162V161H211ZM216 162V161H215ZM228 162V161H227ZM105 163H106V161H105ZM104 163V164H105ZM117 163V162H116ZM116 163H114V164H116ZM122 163H125V162H122ZM130 163H132V162H130ZM129 163V164H130ZM135 163V162H134ZM152 163V162H151ZM179 163V162H178ZM180 163H181V161H180ZM203 162H201V164H202ZM254 163H255V161H254ZM262 163V162H261ZM143 164V163H142ZM156 164H157V162H156ZM159 164V163H158ZM161 164V163H160ZM169 164V163H168ZM182 164V163H181ZM184 164V163H183ZM198 164V163H197ZM196 164V165H197ZM208 164V163H207ZM227 164V163H226ZM253 164V163H252ZM256 164V163H255ZM258 164V163H257ZM70 165V164H69ZM82 165H84V164H82ZM81 165V166H82ZM88 165V164H87ZM90 165H92V168H93V165L94 164H90ZM98 166H99V164H97ZM101 165V164H100ZM113 165V164H112ZM117 165V164H116ZM125 165H127V162L125 163ZM138 165V164H137ZM136 164H135V166H137ZM146 165H145V168H146ZM151 165V164H150ZM184 165H186V163L184 164ZM219 165H220V163H219ZM223 165H225L224 163H223ZM49 166V165H48ZM77 166H79V165H77ZM80 166V167H81ZM103 166H105V165H103ZM110 166V165H109ZM122 166H124L123 164H122ZM129 166V165H128ZM169 166H171V165H169ZM167 164L165 165V166H163V168H162V170L163 171H168L167 169H168V167H169ZM180 166V165H179ZM188 166V163H187V165H186V167ZM207 166V165H206ZM213 166H214V164H213ZM254 166V165H253ZM261 166V165H260ZM125 167V166H124ZM138 167V166H137ZM177 167V166H176ZM221 167V166H220ZM223 167V166H222ZM227 167V166H226ZM79 168V167H78ZM77 168V169H78ZM101 168H105V167H101ZM110 168V167H109ZM118 168V167H117ZM123 168V167H122ZM121 168V169H122ZM130 168V167H129ZM170 168V167H169ZM208 168H211V167H208ZM233 168V167H232ZM71 169V168H70ZM76 169V168H75ZM83 169V168H82ZM100 169V168H99ZM124 169V168H123ZM176 169V168H175ZM174 169V170H175ZM192 169V168H191ZM200 169V168H199ZM223 169V168H222ZM231 169V168H230ZM229 168L228 169H226V170H230ZM81 170V169H80ZM84 170V169H83ZM93 170V169H92ZM94 170H96V171H99V170H97V169H94ZM93 170V171H94ZM110 170V169H109ZM117 170V169H116ZM131 170V169H130ZM133 170V169H132ZM157 170H158V172H159V170H161V167H159V168H157ZM179 170H181V172H184L183 170H182V168L180 169L179 168ZM179 170H178V172H179ZM194 170H195V168H194ZM215 170V169H214ZM213 170V171H214ZM105 171H106V169H105ZM146 173H148L147 172V170H144ZM189 171H192V170H189ZM188 171V172H189ZM197 171H200V170H197ZM224 171H225V169H224ZM233 171V170H232ZM248 171H250L251 172V170H248ZM254 171V170H253ZM70 172V171H69ZM73 172V171H72ZM75 172H78V171H75ZM82 172H85L86 173V171H82ZM124 172H125V169H124ZM130 172V171H129ZM134 172V171H133ZM133 172H132V174H133ZM155 172V171H154ZM209 172H211V171H209ZM84 173V174H85ZM107 173V172H106ZM117 173V172H116ZM122 173V172H121ZM131 173V172H130ZM134 173H136V172H134ZM187 173V172H186ZM186 173H185V175H186ZM189 173H193V172H189ZM200 173H203L204 174V171L203 172H200ZM212 173H215V172H212ZM224 173V172H223ZM83 174V175H84ZM90 174V173H89ZM88 174V175H89ZM96 174V173H95ZM108 174H109V172H108ZM113 174V173H112ZM126 174V173H125ZM132 174H131V177H132V179H133V177L134 176H132ZM142 174H144V173H142ZM170 174V173H169ZM171 174H173V173H171ZM206 174H207V172H206ZM226 174H227V172H226ZM225 174V175H226ZM207 175H210V174H207ZM205 176V177H208V176ZM215 175H217V173L215 174ZM92 176V175H91ZM90 176V177H91ZM111 176V175H110ZM119 176V175H118ZM123 178H125L123 175H121ZM138 176V175H137ZM140 176H142V175H140ZM158 175H156L155 174V177H154V175L153 176H151L152 178L154 177L155 179H156V177H157ZM160 176H162V174L160 175ZM168 175H164V178H166ZM187 176V175H186ZM194 176V175H193ZM192 176V177H193ZM197 176H198V174H197ZM197 176H195L196 178H197ZM212 176V175H211ZM221 176H223V174L221 175ZM227 176V175H226ZM233 176V175H232ZM231 176V177H232ZM76 177V176H75ZM78 177V176H77ZM150 176H149V178H151ZM171 177V176H170ZM184 177V176H183ZM188 177V176H187ZM217 177V176H216ZM228 177V176H227ZM226 177V178H227ZM80 178V177H79ZM92 178V177H91ZM104 178V177H103ZM135 178H138V177H135ZM143 178H145V176H143ZM153 178V179H154ZM160 178V177H159ZM176 178V177H175ZM222 178H224V177H222ZM74 181H76V178H72ZM86 179V178H85ZM95 179V178H94ZM98 179H101V177H99ZM139 179V178H138ZM162 180H163V178H161ZM184 179V178H183ZM202 179V178H201ZM209 179V178H208ZM216 179V178H215ZM219 179V178H218ZM227 179H229V178H227ZM79 180V179H78ZM86 180H88V179H86ZM91 180H93V179H91ZM110 180V179H109ZM116 180V179H115ZM115 180H113L115 183L116 182H118V181H115ZM118 180H119V178H118ZM141 180H142V178H141ZM147 180V179H146ZM148 180H151V179H148ZM165 180V179H164ZM182 179H180V181H181ZM187 180V179H186ZM181 181V182H187V181ZM206 180V179H205ZM204 180V181H205ZM231 180V179H230ZM72 181V180H71ZM90 181V180H89ZM100 181H102V179L100 180ZM104 181H105V179H104ZM125 181V179H123V182ZM197 181H198V179H197ZM196 181V182H197ZM200 181V180H199ZM221 181V180H220ZM235 181V180H234ZM130 182H132V180L130 181ZM154 182V181H153ZM152 182V183H153ZM172 182H175V181H172ZM172 182H170V184L172 183ZM195 182V181H194ZM193 182V183H194ZM207 182H211L210 181V179H209V181L207 180ZM240 182V181H239ZM258 182H260V183H258ZM84 183H87L88 184V181L87 182H85V181H83V184ZM93 183V182H92ZM114 183V184H115ZM148 183V182H147ZM219 183H221V185H222V182H219ZM228 183V182H227ZM257 183V184H256ZM72 184V183H71ZM117 184V183H116ZM124 184H125V182H124ZM191 184H192V182H191ZM195 184V183H194ZM228 184H230V183H228ZM91 185V184H90ZM144 185V184H143ZM150 185V184H149ZM157 185H160V186H162L163 185V183H162V185L161 184H159V183H157ZM176 185V184H175ZM181 185V184H180ZM183 185V184H182ZM187 185V184H186ZM198 185H201V184H198ZM197 185V186H198ZM207 185H209V184H207ZM207 185H204L203 184V186H205L206 187V189H208L207 188ZM215 185V184H214ZM220 185V186H221ZM227 185V184H226ZM233 184H231V186H232ZM86 186V185H85ZM118 186V185H117ZM128 186V185H127ZM141 186V185H140ZM156 186V185H155ZM159 186V187H160ZM211 186H212V182H211ZM219 186V184L217 185V187ZM228 186V185H227ZM230 185H229V188L231 187ZM264 186V185H263ZM262 186V187H263ZM89 187V186H88ZM125 187V186H124ZM141 187H143V186H141ZM146 187H147V185H146ZM150 187V186H149ZM158 187V186H157ZM163 187H164V189L166 190L167 188H168V182L167 183H164V185H163ZM176 187V186H175ZM189 187V186H188ZM192 187V186H191ZM200 187V186H199ZM257 187H259V186H257ZM261 187V186H260ZM99 188V187H98ZM101 188V187H100ZM104 188V187H103ZM115 188V187H114ZM154 188H156V187H154ZM181 188V187H180ZM179 188V189H180ZM203 187H200V190H203L202 189ZM223 188V187H222ZM225 188H226V186H225ZM78 189H80V188H78ZM105 189H107V188H105ZM116 189H117V187H116ZM131 189V188H130ZM139 189V188H138ZM146 189V188H145ZM157 189V188H156ZM160 189V188H159ZM175 189V188H174ZM195 189H196V187H195ZM194 189V190H195ZM217 189V188H216ZM254 189H256V188H254ZM109 190V189H108ZM115 190V189H114ZM127 189H125V191H126ZM154 190V189H153ZM168 190V189H167ZM182 190H183V188H182ZM182 190H180V191H182ZM188 190V189H187ZM191 190H192V188L190 189V192H191ZM193 190V191H194ZM209 190V189H208ZM210 190H211V187H210ZM223 191H225V190H228V189H222ZM257 190H259L258 188H257ZM77 191V190H76ZM105 191V190H104ZM116 191H118V190H116ZM134 191V190H133ZM148 191V190H147ZM147 191H143V192H147ZM157 191V190H156ZM156 191H154V192H156ZM171 191V190H170ZM186 191V190H185ZM192 191V192H193ZM197 191H198V189H197ZM206 192H207V190H205ZM252 191V190H251ZM97 192H100V191H97ZM108 192V191H107ZM128 192V191H127ZM132 192V191H131ZM160 192H163V193H161V194H164V191H160ZM173 192V191H172ZM183 192H184V190H183ZM182 192V193H183ZM209 192H211V191H209ZM220 192H221V190H220ZM226 192V191H225ZM78 193H80V192H78ZM109 193V192H108ZM176 193V192H175ZM186 193V192H185ZM199 193V192H198ZM100 194V193H99ZM102 194V193H101ZM116 194V193H115ZM115 194H112V199L114 198L113 197V195H115ZM123 194V193H122ZM124 194H126V193H124ZM131 194L132 193H129V195L131 196ZM139 194V193H138ZM145 194V193H144ZM148 194H150V193H148ZM153 194V193H152ZM156 194V193H155ZM169 194H171V193H169ZM187 194V193H186ZM223 194H225V193H223ZM231 194H233V193H231ZM253 194H257V192L256 193H253ZM253 194L251 195V196H253ZM74 195V194H73ZM108 195V194H107ZM111 195V194H110ZM165 195V197H166V199H167V197H168V195L165 193L164 194ZM167 195V196H166ZM190 195V194H189ZM195 195V194H194ZM207 195V194H206ZM205 195V196H206ZM211 195V194H210ZM96 196V195H95ZM104 196V195H103ZM102 196V197H103ZM120 196V195H119ZM127 196V195H126ZM125 196V197H126ZM143 196V195H142ZM156 196V195H155ZM155 196H152V197H155ZM186 196V195H185ZM204 196V197H205ZM207 196H209V195H207ZM217 196V195H216ZM235 196V195H234ZM73 197V196H72ZM99 197V196H98ZM118 197V196H117ZM138 197V196H137ZM137 197H136V199H137ZM148 197V196H147ZM150 197V196H149ZM197 197V196H196ZM213 197V196H212ZM215 197V196H214ZM219 197V196H218ZM221 197V196H220ZM248 197H250L249 195H248ZM254 197V196H253ZM258 197H259V195H258ZM263 197V196H262ZM109 198V197H108ZM163 198V197H162ZM194 198V197H193ZM201 198H203V197H201ZM200 197H199V199H201ZM70 199H73V198H70ZM93 199V198H92ZM126 199V198H125ZM134 199V197L132 198V200ZM148 199V198H147ZM174 199V198H173ZM195 199V198H194ZM212 199V198H211ZM252 199V198H251ZM254 199V198H253ZM263 199V198H262ZM261 199V200H262ZM115 200V199H114ZM157 200V199H156ZM163 200H165V198L163 199ZM168 200V199H167ZM190 200V199H189ZM196 200V199H195ZM204 200H206V199H204ZM255 201H256V199H254ZM259 200V199H258ZM260 200V201H261ZM95 201H98V200H95ZM107 201V200H106ZM117 201H118V198H117ZM127 201V200H126ZM134 201H135V199H134ZM147 201V200H146ZM150 202H151V199L149 200ZM155 201V200H154ZM166 201V200H165ZM164 201V202H165ZM207 201V200H206ZM216 201V200H215ZM237 201V202H236ZM263 201V200H262ZM92 202V201H91ZM100 202V201H99ZM108 202V201H107ZM115 202H116V200H115ZM160 202H162V201H160ZM168 202H171V201H168ZM167 202V203H168ZM183 202V201H182ZM186 202V201H185ZM233 202H235V203H237L236 204V206L234 207L233 205H235V203L233 204ZM93 203V202H92ZM117 203V202H116ZM127 203V202H126ZM128 203H130V202H128ZM175 204H177L176 202H174ZM179 203H180V201H179ZM192 203V202H191ZM260 203H262V202H260ZM74 204H76L75 202H74ZM78 204V203H77ZM135 204V203H134ZM138 204V203H137ZM161 204V203H160ZM159 204V205H160ZM199 204H201V203H199ZM203 204V203H202ZM206 204V203H205ZM256 204V203H255ZM92 205V204H91ZM99 205V204H98ZM108 205V204H107ZM110 205V204H109ZM125 204L123 203V206H124ZM126 205H128V204H126ZM148 205V204H147ZM157 205V204H156ZM168 205V204H167ZM246 205V204H245ZM251 205H253V204H251ZM258 205V204H257ZM260 205V204H259ZM258 205V206H259ZM85 206V205H84ZM93 206V205H92ZM92 206H91V209H88L87 210V213L90 215V217H92V216H94V214H92ZM121 206H122V204H121ZM129 206H131L130 204H129ZM146 206V205H145ZM161 206H163V205H161ZM166 206V205H165ZM165 206H164V208H165ZM207 206V205H206ZM209 206V205H208ZM82 207V206H81ZM86 207V206H85ZM89 207V206H88ZM95 207V206H94ZM99 207V206H98ZM107 207H109V206H107ZM126 207V206H125ZM128 207V206H127ZM126 207V208H127ZM134 207V206H133ZM135 207H136V205H135ZM144 207V206H143ZM197 207V206H196ZM214 207V206H213ZM251 207V206H250ZM259 207H261V206H259ZM90 208V207H89ZM95 208H97V206L95 207ZM104 208V210H106V208L105 207H103ZM110 208V207H109ZM162 209V211H164L165 212V209H167V208H165V209ZM175 208V207H174ZM204 208V207H203ZM203 208L201 207V209L200 208H198L197 210H203ZM207 208V207H206ZM209 208H211V206L209 207ZM83 209V208H82ZM98 209V208H97ZM168 209H169V206H168ZM172 209V208H171ZM176 210L178 209V204H177V208H175ZM261 209V208H260ZM101 210V209H100ZM103 210V209H102ZM115 210H117L118 211V209H115ZM127 210H129V208L127 209ZM182 210H184V209H182ZM193 210H195V209H193ZM253 210V209H252ZM263 210V209H262ZM262 210H261V212H262ZM73 211H74V209H73ZM94 211H96V210H94ZM108 211V210H107ZM110 211V210H109ZM131 211V210H130ZM140 211V210H139ZM167 211V210H166ZM186 211V210H185ZM189 211H192V210H189ZM104 212V211H103ZM133 212V211H132ZM134 212H136L135 210H134ZM171 212V211H170ZM178 212V211H177ZM181 212V211H180ZM197 212V211H196ZM206 212H207V210H206ZM206 212H204V213H206ZM210 212H212V213H210ZM252 212H254V211H252ZM86 213V214H87ZM98 213H100L99 212V210H98ZM117 213V212H116ZM138 213V212H137ZM174 213V212H173ZM176 213V212H175ZM186 213V212H185ZM125 214V213H124ZM136 214V213H135ZM190 214V213H189ZM202 214V213H201ZM112 215V214H111ZM121 215H123L122 213H121ZM203 215V214H202ZM264 214H262V216H263ZM107 216V215H106ZM109 216V215H108ZM124 216V215H123ZM133 216H135V215H133ZM168 216H170V215H168ZM177 216V215H176ZM181 217H182V215H180ZM194 216V215H193ZM196 216H199V215H196ZM95 217H97V216H95ZM118 217V216H117ZM117 217H115V218H117ZM127 217V216H126ZM131 217V216H130ZM163 218L165 217V216H162ZM172 217V216H171ZM180 217V218H181ZM195 217V216H194ZM261 217V216H260ZM87 218V217H86ZM99 218V217H98ZM97 218V219H98ZM101 218V217H100ZM120 217H118V221L120 220L119 219ZM133 218V217H132ZM135 218V217H134ZM174 218V217H173ZM183 218V217H182ZM257 218H259V217H257ZM262 218V217H261ZM126 219H128V218H126ZM186 219H187V217H186ZM107 220H108V217H107ZM123 220V219H122ZM133 220V219H132ZM156 220H157V218H156ZM160 220V219H159ZM172 220V219H171ZM175 220V219H174ZM185 220V219H184ZM188 220V219H187ZM190 220V219H189ZM263 220V219H262ZM118 221H117V223H118ZM128 221V220H127ZM131 221V220H130ZM110 222V221H109ZM132 222L130 223V224H132ZM159 222H161V221H159ZM166 222V221H165ZM170 222H173V221H170ZM177 222V221H176ZM180 222V221H179ZM188 222V221H187ZM197 222V221H196ZM199 222H200V220H199ZM94 223V222H93ZM127 223V222H126ZM164 223V222H163ZM168 223V222H167ZM189 224H191L190 222H188ZM187 223V224H188ZM193 223V222H192ZM204 223V222H203ZM121 224V223H120ZM130 224H128V225H130ZM169 224V223H168ZM167 224V225H168ZM185 224V223H184ZM103 225V224H102ZM101 225V226H102ZM105 225H106V223H105ZM113 225V224H112ZM123 225H125V224H123ZM128 225H126V226H128ZM176 225H178L177 223H176ZM183 225V224H182ZM186 225V224H185ZM194 225V224H193ZM101 226H99V227H101ZM114 226H115V224H114ZM116 226H118V224L116 225ZM115 226V227H116ZM199 226V225H198ZM169 227V226H168ZM184 227V226H183ZM201 226H199V228H200ZM105 228V227H104ZM114 228V227H113ZM117 228H120V225L117 227ZM129 229H130V227H128ZM138 228V227H137ZM185 228V227H184ZM189 228H191V227H189ZM197 228V227H196ZM121 229V228H120ZM123 229V228H122ZM173 229V228H172ZM127 230V229H126ZM117 231V230H116ZM140 232H141V230H139ZM144 231H147V230H144ZM174 231V230H173ZM187 231V230H186ZM197 231H199L198 229H197ZM140 232H139V234H140ZM150 232V231H149ZM188 232V231H187ZM146 233V232H145ZM148 234V233H147ZM135 235V234H134ZM145 234H143V236H144ZM149 235V234H148ZM139 236V235H138ZM137 236V237H138ZM141 236V235H140ZM153 236V237H154ZM142 237V236H141ZM146 237V236H145ZM152 237V238H153ZM154 237V238H155ZM143 238V237H142ZM147 238V237H146ZM138 239H140L139 237H138ZM149 239H151V238H149ZM158 240V239H157ZM156 240V241H157ZM146 241V240H145ZM150 241V240H149ZM154 241V240H153ZM168 242H169V244H170V247L169 248H171L172 250H170L169 249V251H167L168 249H161L163 246V244H168ZM149 243V242H148ZM147 243V244H148ZM146 244V245H147ZM152 245V244H151ZM236 245H238V249L237 250H233V248L236 246ZM148 246H150V245H148ZM149 248V247H148ZM166 248V247H165ZM231 250H233V251H231ZM139 256H140V258H139ZM151 259V258H150ZM154 259V258H153ZM152 259V260H153ZM121 261V262H120ZM116 262V263H115ZM154 262V261H153ZM147 264V263H146ZM152 264H154V263H152Z\"/></svg>", "mask_w": 264, "mask_h": 264}]
</instances>
